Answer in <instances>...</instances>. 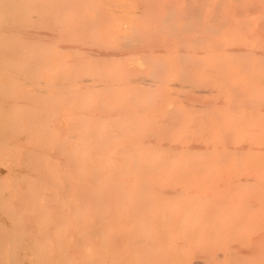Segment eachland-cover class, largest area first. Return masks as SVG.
<instances>
[{
	"label": "bare ground",
	"instance_id": "bare-ground-1",
	"mask_svg": "<svg viewBox=\"0 0 264 264\" xmlns=\"http://www.w3.org/2000/svg\"><path fill=\"white\" fill-rule=\"evenodd\" d=\"M22 1L23 0H18V1H16V0H0V11H1L0 17H3L5 12H7V13L9 12V16L7 14L6 15L9 17L8 18L9 19V27H10L11 31H13L15 28H17L16 29L17 31L23 32L25 42H27V44H28L26 47L30 48V44L33 43V45H32L33 46V51H32L33 56L30 57L31 55H30L29 50H31V49H28V52H26L27 53L26 56L28 55V53H29V55L27 56L28 60L27 61L25 60V62H26V66H24L25 69H24V71H22V73H20V71H18L19 74L23 77V80H24L23 84L25 85V88H24L23 92L21 93V95H23V94L26 95L28 93H31V96L29 98L23 99V103L25 104V106L27 107L29 105V107H30L28 109H25L26 110L25 111V121L27 122L28 127L27 126L23 127V124L20 121L19 122L21 123L22 128L20 125L17 126L18 124H20L19 122L13 123V125H12V121H11V119H9V115L7 117H5L3 114V117L1 116L2 117L1 120L3 118H8L6 120H7V124L10 125V128L12 126L14 127V124H17L16 128L20 127L22 130H23V128H27V129H24L25 136H26V134H30L31 125L34 127L40 126L39 128H41V129H38L39 130L38 133H37V131L34 132L36 136H35V139L32 142V144H30V145L24 144L23 142H25V140H23L24 136H22V135H21V137H23V138H21V141L19 140V143L16 142L17 143L16 145L21 144V143L23 144L22 150H23V155H24V159L22 160V161H24V164L22 163V165L19 166L20 168H18V172L21 170V166L25 165L24 166L25 171L23 170L25 173H23L24 176H22L23 174H20V173L18 174V175L22 176L21 178L24 177V183H22V185L19 188V189H21V193L17 192L12 197H16V198L20 197V199L26 200V199H29L30 197H32V195H36V191L34 192V191L30 190L31 179H32V182H34L33 178L39 177V176H37L38 174L44 180H45V177L47 179H49V178L52 179L54 172H56V170L58 169L59 166H63L66 168H70L71 170H75L76 177H75V179L70 180V179H68L66 173H64L63 177L65 179L57 180L56 182L52 180L50 182V184H49V182L46 183V181H45L46 185H44V186H47V188L52 187L54 189L46 191V194H44V195H43L44 190L41 192V196L44 197V202L39 208H36V207L30 208V206H29L28 208L30 211L28 210L27 207L22 208V209L19 208L21 210L18 211L17 209L16 210L14 208L9 209L11 207H8L6 212L12 218H14V220L18 221L19 224H25V225L26 224H28V225L29 224H31V225L39 224L40 225L42 222V219L45 220V218H47V221H48L47 224H74V227L71 231H73L74 233L77 234V243L78 244L82 243L86 238L91 243H93V244L95 243V256L92 259L88 260L87 262H85V260H84V262L80 263V264H171V258H169V257L173 253L175 255L177 254L179 260H180V256L184 257V259H182V260H184V262L181 264H184V263L185 264H209L210 262L215 264L216 260L218 261V264H219V262H223L224 264H226V262L227 263L231 262L232 264H234V263L235 264H248L249 259H251V258L254 259L255 256L258 258H260L262 256L261 259L256 260L259 263H261V260L264 261V253H262V251H264V250H261V249H264V229L262 230L263 232H261V230H258L261 233H263L262 234L263 237H258V235H259L258 232L249 231L250 233H248V231H246L247 234L244 233V234H246V236L249 234H252V233L253 234L257 233L258 235L256 234L257 235V236H255L256 238L251 239L249 242H247V245L244 247H243L244 244L242 243L240 245L239 244L240 241H238V240L236 241V238H235V241L239 242L238 244L240 246L232 244L230 242H227L228 239H231L232 232L227 231V230L225 231V233H224V230L223 231L221 230L222 232H218L216 229H214L215 228L214 226H208L206 231L203 229H202L203 230L202 231L201 227L204 225H202L201 227H197V228L195 225H193V227H195V228H192L190 230H183L184 232H180V231H182V229L178 228V227H180L179 225H181V223L178 224L179 222L172 221V223L170 224L171 221L168 218L165 219L166 222L163 220V218H165V217H162V219H159V221L158 220L155 221V217H158L160 215V214H158V216H155L157 214L158 210H156V214L154 215V218L152 217L153 215L150 216L151 219L148 218L149 216H147V214L149 215V213H148L149 211L147 212V209L149 207L151 208L153 204L150 203V200L147 201L146 199H144V197H145L144 195H140L138 200H136L134 202L133 207H135V209H136V210L134 209L135 211L131 209V210H129L130 212L128 210H127L128 211L127 212L125 210L128 213V214H126V212H125V214L127 215V216L124 215L125 217L123 215L121 216L120 214L118 215V213H117V222H116V219H115L116 216H114V211L116 210V208H114L113 202L117 203L120 200H118L116 198L117 201H114V200L112 201L111 189H113L114 186L110 189L112 184H111V182H109L110 179H113L114 177L116 180H118L117 182H119V180L126 178L127 179L126 184H127V186H129L130 184L128 185V180H131V179H128V178H132V180H133V178H135L134 180H136V178H138V180L139 179L148 180V178H150L151 180L153 179V182H155L154 179H156V178L158 179L159 176L164 177V175H165V177L168 176L170 178L169 179L167 177L168 179L165 178V180H163L165 182V184H168L167 181L170 182V180L173 178L170 176H175V178H173V181L177 182V184H178V186H177V184L174 182V184L177 187V188L176 187H174V188H176V189H172L171 187H173V186L170 187V185H172V182H170L168 185L169 189H168V186L166 187V185L162 188L160 186L161 182L159 184L158 180L156 181L158 184L156 182H155V184L153 182H151V183H149V186L156 187V188H158L157 186H159V187H161V189H163V191H165V189L167 188L166 190H169V191H166V192H168V193H171L174 191H179V189L181 187L183 188L184 185L183 186H180V185L183 184L184 181L183 182H182V180L177 181L178 178L176 176H180V177L182 176L181 178L183 179V178H185L183 176L189 175V177H187L188 179L185 178L186 180H189V178L190 179L193 178V177H190L192 174L194 175V177L196 175H198V177H199L200 175L203 174L202 171H206L207 166L205 165L206 167L205 166L202 167L200 165L201 164L204 165L205 163L206 164L208 163L206 160L207 158L205 159L204 157L207 154L211 155V151L209 150V145L205 144L206 140L204 138H205V136H206V139H207V137L209 138L210 134H212L215 131L214 130V129H216L214 126L215 123L218 124V126H221L220 129H218L219 127L217 128L218 130H220V132L223 129V133H221L223 140L220 139V136H221L220 134H219L220 136L218 139H220L221 141H224L226 143V141L228 142V140L235 138L234 140H232L234 143V141L236 139L241 138L238 134H237V136H239V137L236 138V136H234V132L238 130L236 128V126L240 125V123H242L243 121H247L243 118H246V119L248 118V120H249V117H246V115L248 116V114H249L248 112L252 111V112H250V115L253 114V112H255V111L257 113H259L260 115L264 114V113H262V114L260 113L261 110H260V112H258V110H259L258 108H262V106L264 107V105H262L261 107L258 105L257 110H254V111L253 110H250V111L244 110L245 111L244 113L246 114V112H247V114L242 115V112H241L242 107H241V109H239L238 107H240V106H237V104H239V105L242 104L241 106H243V104H245L247 101L251 102L252 100L251 101L239 100L240 102L236 104V102H238V101L234 102V100L236 98L240 97L238 95H241L244 98L243 92L245 93V91H242V94H241L240 93L241 90H239V87L238 88H236L237 86L234 87L235 84L232 82V84H234V85H232V88L233 87L235 88V89H233V91L238 90L237 92L235 91V93L236 94L240 93V94H237L238 97H236V94H235V97L232 98V96H234V94H233L234 92L231 93L232 91H230V93H231L230 97L231 98H229L230 100L226 99V100L230 101V103H228V102H227L228 104L226 102H224V104L221 103V101L223 99L222 97H224V99H225V96H223V95H221V97H218L219 95H217V99L220 98L221 101H219L220 100L219 99L217 101L219 103L216 102L217 103L216 105L222 104L223 109H225L226 107L232 106L234 104L233 109H232V107L226 108L228 111H229V109H232L233 112L231 110L230 111L233 114L236 113V111L240 110L239 111L240 113H237L238 115L236 116V117H238V118H236L238 121L236 122V119H233V120H235L234 122L231 120L233 123L236 122L235 123L236 126H234V124H231L232 128L234 126L237 129V130L235 128H234L235 130L232 129L233 130V132H232L231 127L230 128L228 127L229 125H227L228 124L227 122H225L227 126L224 125V123H222L223 119H224V121H227L225 119L227 117H224L223 119L222 118L219 119V117L222 116V114L224 115L227 113V110L225 109L226 113L221 112L222 114H219L217 111L216 115H215L213 110L216 111V109H218L221 106L218 105L217 108L215 107V109H213L214 105H212V106L209 105V104L213 103L214 101H209L208 99L214 100L213 95L215 92L213 93V90H216V89H212L211 87L209 88V86H207L208 83L212 80V78L209 77V78H211L210 81L208 79L205 80L203 78L206 82V83H204L205 84L204 85L203 84L204 80L202 79V77L204 75L201 77H200V75L199 76L193 75L194 74L193 72L195 71V70L193 71V69L196 66H197L196 71H199V66H200V68L202 67V65L198 66V64L202 61V59H201L202 54L200 56L199 53H203V52L205 53L206 51L211 52L212 55L214 54L213 55L214 59L212 58V56L209 57L210 60H211V58H212V60H214V64L215 63L217 64V62H218V64L220 62L223 63L227 59H231V58L233 61L232 63L235 62L234 60H237V61L240 60V61H238V62H240V66L242 65L241 64L242 60H246L247 63L249 64V62H248L249 57L248 56H250V54L252 55L250 57H253L252 59H254V60L259 59L261 61H264V17H262L261 19L256 18V19H258V22L255 23L253 21L254 25L251 22L252 21L251 14H253L255 16V15H257L256 13L259 12L260 15L261 14H262V16L264 15V0H246L247 3L250 2V4L249 3L247 4L245 2L246 6L242 7V8H238V9H236L238 7L236 5H238V3H240V7H241V5L243 6V4L241 3L242 0H176V1H178V3H174L175 0H161V7H160L162 9L161 15L159 14L160 13V11H159L158 14L160 16L155 17V18H153V16L155 15L152 12L153 9L150 8V7H153V6H151V2L153 0H138L137 1L138 4L140 3L139 1H143V5H145V2L150 3L149 5H146L148 7H144L145 10L144 9L143 10L140 9V10L142 12H144L148 8L150 14L152 13V15H150V16L144 14L146 12H144L143 14L147 18L150 19L151 27L149 29H153V31L160 37L161 42L155 43V40H156L155 37H154L155 40H152L153 36L155 34H153L154 32L151 30L152 31L151 34H153V35L152 36L150 35L149 37L147 35V37H148L147 40L149 41V38L150 39L152 38L150 40L153 42V44L151 43L152 46H150L148 48H145V45L141 46V45H143V43L144 44L146 43V45H147L148 41L143 42L144 40H142V39L147 38V37H145V35L144 36H142V35L148 34L150 30H147L148 29L147 28L146 30L148 32L145 33L146 30L144 31L142 29L144 31L143 34L141 32H140L141 34L138 33V31H137V33H138L137 34L135 32L137 30L136 29L137 25L133 26L130 23V26L131 25L133 26V28H130V29H131V31H134L135 34L132 32V35H130L128 37V35H127L128 31L126 32L127 38H128V40H130L129 42L126 41L127 39L125 36H124L125 42L123 41L124 37L123 38L121 37L122 38L121 43H120V41H118V45L120 44L119 49L121 51H119V49H118V51H115V50L112 51L111 50V48H113L112 45L111 46L108 45L107 48H104L105 44L103 42H100V40H99L98 43H99V45L101 44L103 49L100 48L101 46L98 48L100 50H99V53H96L98 55L97 58H95V50H97V49H95L93 51V50H90L87 48L88 49V51H87L86 48H84L87 45L86 46L84 45V47L79 46V45H74V43H73L74 40L72 38L73 35L70 36V35H68V33H66L67 38H69V39H70V37L72 38L71 39L72 42L70 41L72 44H69V45H62L61 44L60 45V43L62 42L61 38H58V41L56 40V42H59V44L55 43V37L58 35V33L55 31L57 29V27H55L49 23L43 24V22L41 23L40 21L37 20V18H40V16L42 18V15H44V14L47 15V16L45 15V18H46V17H50V15L52 13H55L52 11V9H54L55 5L51 1H50V3L53 4V6H54V7L52 6L53 8L48 6V5H50V3L47 0L46 1L44 0L45 3H42V1H41V3L40 2H34L35 4L31 8L34 9V12H36V15H35V18L37 17L36 19L33 18L34 16L32 17L31 12H30L31 16L29 15V17H28V15H27L28 11L31 9L29 7V5H27L29 2L26 0V2H23L26 5H23L22 3H20ZM55 1L56 0H53V2H55ZM62 1H64V0H62ZM258 1L262 2V5H263L262 7L259 6L261 4L260 3L258 4L257 3ZM59 2L60 1L58 0L57 3H59ZM71 2L72 1H70V4H72L73 6H71L70 4L69 5L72 8L71 7H67V8L73 10L72 12L75 13V10H74L75 4H73ZM103 2H104V0H103ZM31 3H33V2L30 1V5H31ZM64 4H66V3H64ZM83 4L88 5L86 3H82V5ZM120 4H122V3H120ZM157 4H159V3H157ZM56 5L58 6V4H56ZM69 5H67V6H69ZM78 5L79 4L77 3V7H78ZM82 5H81V7L80 6L78 7L79 10H77V11L79 13H80V9L82 8ZM61 6L63 7L64 5L62 4ZM103 6L105 7V5H103ZM157 6L159 7L160 5H157ZM58 7H59V9H61L60 5ZM90 7L88 6L89 9H88L87 13H90L89 10L91 11L92 7L95 8V5L90 6ZM247 7L249 8V10ZM257 7H259V8H257ZM138 8H141V7H138ZM64 9H66V7ZM75 9H77V8H75ZM82 9H83V13H84V5H83ZM95 9L97 11V8H95ZM112 9H114V8H112ZM259 9H260V11H259ZM15 10H16V12H18V14L16 16L17 19H15V16H14ZM55 10L58 11V9H55ZM99 10H100V8H99ZM120 10H122V9H120ZM125 10H126V8H125ZM157 10H158V8H157ZM103 11H105V10L103 9ZM103 11L101 10V11H98L97 13L100 14ZM113 11H115L117 13L116 9H114ZM138 11L139 10H136L137 14H138ZM141 11H139V12H141ZM58 12L59 13L62 12V9H61V11H58ZM123 12H124V10H123ZM74 13H73V15H74ZM126 13H128V12H126ZM244 13H245V15H243ZM65 14H66V11H65ZM137 14H135V15H137ZM58 15L59 14L57 13V17H58ZM71 15H72V13H71ZM95 15H93V16L97 17V15L96 16ZM140 15H142V14H140ZM60 16H62V14ZM76 16H78V15L76 14ZM101 16H103V15L101 14ZM107 16H109V15H107ZM118 16H120V15H118ZM151 16H152V18H151ZM243 16H248V17L250 16L251 18H249V21L251 19L250 22L252 24H250V22H248V19H246V18H243L241 20V18ZM5 17L3 19H5ZM89 17H91V15ZM140 17H142V16H139V18ZM64 18H65V16H64ZM77 18L75 19L74 23L79 21L80 23L79 24L77 23V24L82 26L81 30H83V27L86 24H89V23L94 24V21H95V18H94L93 21H91L89 23L85 22V21H88L89 19H92V18H86V14H84L83 18L80 17V18H82V20L86 18L82 22L79 20V18L77 20ZM98 18L99 17L96 18L97 22H98V20L103 21V19H98ZM60 19H63V18L60 17ZM66 19H67V17H66ZM140 19H142V18H140ZM51 20H53V19L51 18ZM104 20L106 21V19H104ZM111 20H113V19H110V22H111ZM239 20H241V21L239 22ZM45 22L46 21L44 20V23ZM110 22H108V23H110ZM17 23H18V25H17ZM67 23L69 24V21ZM71 23H72V21L70 22V24ZM124 24L125 23H123V25ZM45 25L49 26V28L53 29L54 31L41 32L43 30V28L45 27ZM94 25H91V26H94ZM0 26L4 27L6 25L4 23L0 22ZM38 26L43 27V28L42 29L36 28ZM67 26L69 28L74 27V25H71V26L67 25ZM91 26H89V27L92 28ZM251 26L254 27V28H252L253 30H251ZM62 27H61V30L65 31V29H63ZM89 27H87V28H89ZM125 27H126V25H125ZM84 28L86 29V27H84ZM127 28L128 27H126V30H127ZM39 29H41V31ZM72 29L73 28H71L70 31ZM102 29H104V28H102ZM108 29H111V27L110 28L108 27ZM46 30H48V27ZM58 30H60V29L58 28L57 31ZM112 30L114 31V29H111L110 31H112ZM115 30L118 31L117 29H115ZM138 30H139V28H138ZM142 30H139V31H142ZM66 31H67V29H66ZM92 31H94V32H92V34L91 33L90 34L92 36H94V38H95L96 37L95 36L96 30L93 29ZM22 32H20V33H22ZM86 32L87 31H85L83 33L85 34ZM88 32H91V30L90 31L88 30ZM102 32H103V30H102ZM102 32H101V34H102ZM105 32H107V31H105ZM76 33H78V32L76 31ZM79 33H81V31ZM104 34L106 35V33H104ZM113 34L114 33H112V35ZM63 35H65V34H63ZM74 35H77V34H74ZM91 35H88V41L89 42H90L89 38L90 39L93 38V37H89ZM123 35H125V34H123ZM12 36H14V35H12ZM84 36L85 35H83V37ZM120 36H122V34ZM120 36H117V38H119ZM5 37H6V34H5L4 38ZM86 37H87V35H86ZM1 38H2V36H1ZM74 38L78 39L75 36H74ZM111 39H112V37H111ZM92 40H94L93 42L97 43L95 41V40H97L96 38L92 39ZM79 41L80 40H78L76 42V44L82 43V42L80 43ZM150 41L148 43H150ZM253 41L256 42V45L258 47H256V45L254 47H252ZM89 42L86 41V43L88 45H90ZM141 42H143V43L141 44ZM257 42H259V45L257 44ZM90 43H92V42H90ZM98 43L97 44L92 43L91 46L97 45V47H98ZM49 44L53 45L52 48H51V45H49ZM83 44H85V43H83ZM139 44H141V45H139ZM103 45H104V47H103ZM9 46H10V44H9ZM16 46H18V45H16ZM49 46H50V48H49ZM18 47L20 48V46H18ZM109 47H111V48H109ZM22 48H21V50H22ZM91 49H92V47H91ZM101 49H102V51H101ZM105 49H107V50H105ZM109 49L111 51H109ZM23 50H24V48H23ZM149 51L152 52V54H151L152 57H150ZM45 53L46 54L49 53L50 57L47 56L48 58L47 57L44 58L43 56ZM78 53H82V54L85 53L84 54L85 60L87 58L92 59L90 64L92 66H95V64H97L98 68L99 67L101 68V64L103 63L104 60H107V61L109 60V62H108V64H109L110 61L113 62L115 60V58H118V59L125 58V60L128 58V60H126V61H128V65H126V63H125L126 69L123 68V69H125L124 71L127 70V73L125 75L122 74L120 77L121 83H123L125 86L128 85V90H126L125 92L122 91L124 93V96H122L120 98L127 99L126 102H124L121 110H123V112H125V113L126 112L129 113V111L131 110L132 114H129V116L127 117L126 120H124V122H122V121L116 122V120L112 121L113 118L111 119L112 115L113 116H114V114L117 115L116 113L121 111V110L119 111L120 107H119V109H117L118 105H116L117 106V108H116L117 112L115 110L116 113L113 112L114 110L109 111V112H103L104 110H108V109H106L107 106L104 108L99 107V105L106 99L108 94H106V96H104L105 93H104V95L102 93L99 95L100 97H102V98H100L101 100L104 99L103 97H105V99L103 101H99L100 103L97 101L98 105H96V108L98 106V108H97L98 110L95 108V102L93 103V101H92V96L94 94L96 95L95 92L97 90H95V89H100L103 92H107L110 90V87H111L110 83L111 82L108 81L107 77L106 78L102 77V74L100 75V73H99V75L102 77V80L100 81L99 84L95 83V77L85 76L84 71L86 72V70H87L86 68H87L88 64L86 62L87 65L85 64L86 65L85 66L84 61H79L80 59L79 60L76 59L78 57V55L80 57L83 56V55L78 54ZM13 54L14 53L11 52L10 56L14 58ZM75 54H77V57L74 56ZM167 55H169V56H167ZM17 56H18V54H17ZM163 56H165V57L167 56V58H163ZM214 56L217 57V59H216L217 61L215 60ZM246 56L248 59H243ZM0 57H1V54H0ZM206 57H207V55H205V58ZM73 58L77 61H75ZM95 59H97V61H99V63H97V62L95 63ZM252 59H249L250 64L253 63V62H251ZM93 60H94V62H93ZM6 61L7 60L5 59V62ZM208 61L209 60H207V64L208 63L213 64V61L212 62H208ZM1 63H3V60ZM14 63H15V61H14ZM117 63H119V62H117ZM205 63L203 62V64L206 66ZM221 63L219 64L220 67L222 65ZM247 63L245 62V65ZM7 64L10 65L12 63H7ZM23 64H21V65H23ZM105 64H107V63H105ZM105 64H104V66L107 67ZM216 64L213 67H216ZM218 64H217V66H218ZM225 64H228V61L225 62ZM225 64H224V66L222 65L223 68L227 67ZM235 64H238V63L235 62ZM255 64H256V62H255ZM13 65H15V64H13ZM13 65H12V67H14ZM245 65L243 63L242 67L244 66L243 69L246 70V68L249 67V65H247L246 68H245ZM258 65L263 66L262 63H259ZM92 66H89V67L92 68ZM207 66H209V65H207ZM207 66H206V68L209 69L210 66L209 67H207ZM220 67H219V69H220ZM98 68H96V69H98ZM202 68H203V70L206 71L205 67H202ZM231 68L233 69V67H231ZM235 68H236V65H235ZM253 68H254V66L251 69H253ZM256 68H258V67H256ZM1 69H0V73L2 71ZM3 69H5L4 71H6V68H3ZM92 69H91V71H93ZM212 69H209V70L212 71ZM214 69H216V68H214ZM225 69L228 70L229 68L228 69L225 68ZM225 69H222V67H221V70H218L217 72L220 73V72L224 71ZM247 69H249V68H247ZM251 69H249V70L251 71ZM133 70L135 72H138L140 76L137 75V77H135V75L137 73H135ZM256 70H258V69H256ZM256 70H254V71H256ZM259 70H262V67ZM131 71L134 73L133 77L132 76L130 77V74L133 75V73ZM13 72L15 74V71H13ZM252 72H253V70L250 72L251 74H249V72H248L249 75L248 74H246V76L244 75L245 79H246L247 75L250 76V75H255V73L258 74V71H256L254 74H252ZM198 73L203 74L205 72H202L200 70V72H198ZM222 73H224V72H222ZM261 73H264V69H263V72H261ZM261 73H260V75H261ZM227 74L230 75V73H227ZM2 75H3V73H2ZM96 75L99 76L98 72ZM220 75H221V73H220ZM220 75L218 74V77ZM229 75H227V76H229ZM32 76L34 79L32 78ZM196 76H197V78H196ZM221 76H222V79H221ZM221 76H220V80H222V81L226 80V81H224L225 82L224 84H226L227 81H229L227 84L228 87L226 85V87L229 88L230 87L229 84L231 82V79H230L231 77L230 78L228 77V79H229L228 80L226 78L227 76H225V78L223 75H221ZM257 76H258V78L259 77L263 78L264 74H262V76H259V75H257ZM257 76H255L254 82L257 81V79H256ZM1 77L3 78V76H1ZM18 77H16V78H18ZM114 77H116V76H114ZM239 77H241V76H239ZM31 78L34 80V85H35L34 88H32L30 85ZM215 78H217V74H215ZM250 78H251V76H250ZM262 78H259L260 80L259 79L258 80L260 83L263 84L264 79L261 80ZM6 79H8V77ZM6 79H5V82H7ZM245 79H244V81H245ZM252 79H254V77H252ZM1 81H0V83H1ZM42 81L43 82L45 81V83L47 82L48 84H49V81H51V83H52L51 86L52 85L54 86V93L55 94H57V92H56L57 90H60V92H61V91H65V90H70V88H71L73 90V93L75 91L76 95L74 94V95H72V97H69L68 99H65L63 101L62 100L59 101V99H60V97H59V99H58L59 103L54 102L55 105L57 104L56 108L54 109L52 106V108L54 110L50 109V106L52 104L50 103V106H49V104L47 102L50 100V98L44 102V104H45L44 106L43 105L37 106L38 103L42 102L40 96L43 94V92L47 91V92L51 93V89H52L51 86H49L50 88L47 86L44 89L45 83H44V87H41V85L43 83ZM96 81H97V79H96ZM213 81L210 83L212 84ZM251 81H249L248 85L251 84L253 86L252 89L255 87L257 89L258 85H256L254 87L255 84L253 81H252L253 84L250 83ZM238 83H236V84H238ZM214 84H215V82H214ZM218 84H219V82H217L216 86H218ZM118 85H120V84L118 83ZM124 85L122 87L125 88ZM203 85H204V87H203ZM239 85L240 84H238V86ZM244 85H245V83H244ZM0 86H1V84H0ZM57 86H58V88H57ZM20 87H21V84H20ZM20 87L18 88L19 89V95H20V92L22 90V89L20 90ZM219 87H220V85H219ZM55 88H56V90H55ZM108 88H109V90H108ZM208 88H209V90H207ZM221 88H224V87H221ZM210 89H212L213 95H212V97L209 96L211 98H208L207 96H204L203 94H206V92L208 93V91H210V94H211ZM229 89L232 90L231 87ZM258 89H262V91H264L263 90L264 85H262V88L258 87ZM113 90L114 89H111L112 92H113ZM248 90H249V88H248ZM248 90H246V91H248ZM5 91H4V93L7 92V91L6 92ZM221 91H223V90H221ZM221 91H219V93ZM65 92L67 93V91H65ZM226 92L224 90L225 94H226ZM54 93L52 92V94H54ZM66 93H65V95H66ZM71 93H70V95H71ZM254 93H257V92H254ZM3 94H1V95H3ZM250 94H251V96H253L252 93H250ZM228 95H229V93H228ZM261 95H264V94L262 93V94H260V96ZM58 96H60V95H58ZM63 97H65V96H63ZM153 97H155V98H153ZM242 97H240V98H242ZM247 97H248V95L245 96L246 99H247ZM261 97H264V96H261ZM30 98H32L33 100ZM147 98L150 101H147ZM206 98H208V99H206ZM251 98H254V96ZM255 98H257V99H255ZM255 98L254 99L257 101L256 104H259L258 102L262 103L261 100L259 99V96L258 97L256 96ZM153 99H154V101L151 102V100H153ZM232 99H233V101H231ZM114 100H115V98H114ZM121 100H119V101L122 102ZM159 100H161V101L163 100V102H160ZM258 100H260V101H258ZM10 102H11V100H10ZM248 102L244 106H247ZM126 103H127V105H126ZM231 103H232V105H231ZM3 104H5V103H3ZM114 104H115V102H114ZM103 105H104V103H103ZM111 105L112 104L108 105L107 108H110ZM224 105H225V107H224ZM227 105H229V106H227ZM249 105L254 106V109L256 108V105H252L251 103ZM207 106H210L211 107L210 109H212V110H208V111L205 110ZM2 107H4V108H2ZM2 107L0 108V110L1 109L5 110L6 106L3 105ZM250 108H253V107H249L248 109H250ZM38 109H42V110L45 109V112H46V110H48L49 113L43 112L42 114H40L39 113L40 111ZM31 110H32V112H31ZM36 110H38V111H36ZM144 110L149 111L148 112L149 114H145L146 112H144ZM225 110H223V111H225ZM35 111L38 112L40 115H38V114L34 115L33 112L35 113ZM141 111H143V114H144L142 116L140 115ZM204 111H205V113H204ZM206 111H207V113H206ZM230 111H229V113L232 117L233 114ZM7 112H10V111L8 110ZM123 112L120 114H123ZM20 113L23 114V112H20ZM20 113H19V111L16 110V115L17 114L19 115ZM62 114H66V116H67L66 118L68 119L67 120L68 123L66 124L67 126L65 125V128L67 129V132H66L67 134L65 135L64 138H60L58 132H57V135H54L52 133L53 129L52 130L42 129V124L48 118V115H51L52 118L55 119V117L57 118V117L61 116ZM187 114L188 115L190 114V116H193V119H190L191 117L187 116ZM239 114H241V115H239ZM5 115H7V113ZM147 115H149V116L151 115L150 118ZM206 115H208V116H206ZM235 115L236 114H234V116ZM215 116H217V117H215ZM234 116L232 118H235ZM122 117H124V115ZM260 117H262V116H260ZM12 118H14V117H12ZM17 118L20 119V117H17ZM21 118H22V115H21ZM115 118H117V117H115ZM213 118L215 119V121H212ZM232 118H230V119H232ZM14 119H16V116ZM227 119L230 120L229 118H227ZM55 120H56L55 123L59 122V121H57V119H55ZM239 120H240V123H239ZM260 120L264 121L263 118ZM63 122H66V121H63ZM228 122L230 123V121H228ZM55 123H53V124H55ZM257 123L261 124L260 122H256L255 124H257ZM50 124H51V122H50ZM59 124H60V122H59ZM59 124L57 125V123H56L55 125L59 126ZM263 124H264V122H263ZM51 126L54 127V125H51ZM4 127H5V125L2 127L3 130L5 129ZM225 127H228L227 130H225L226 129ZM2 128H0V131L2 130ZM8 128L6 129L7 132H8ZM10 128H9V131L10 130L11 131L9 132V134L12 137V135L15 132L13 131V128H11V129ZM20 128H19L20 132H19L18 128H17L18 132L16 131L17 132L16 138H18V139H19V137H17L18 133H21V131H22ZM59 128H61V125ZM98 128H99V130H98ZM201 129L206 130L208 133L210 132L208 130H211L212 133H210L208 135L207 132L204 131L205 133L202 134L203 132L201 131ZM56 130H57V128H56ZM101 130H102V132H101ZM218 130H217V132H218ZM229 130H231V131H229ZM242 130H245V129H242ZM250 130H254L253 127H251ZM250 130H248L247 133ZM2 131L0 132V134L4 133V132L2 133ZM199 131H201L202 133L201 132L199 133ZM7 132L4 134H7ZM217 132H215V133H217ZM238 132L240 133V130H238ZM261 132L262 131H260L259 134H261ZM120 133H122L124 136L126 134V136H127L126 138H128V141H127V143L126 142L122 143L124 146L123 148H121V147H119L120 149L115 148L114 149L115 151H113L110 147V145L112 144L111 142L116 137L118 138V136L121 135ZM198 133H199V135L202 134L201 136L204 135V138L201 137V139L202 140L204 139L205 141L201 142V139L198 138V136H196V135H198ZM243 133H245V132H243ZM242 134L240 133L241 136H242ZM253 135L254 134L252 133L250 135V138L248 135L243 136L244 138L246 136L248 137V138L244 139V140L247 139V141L243 142V144H245V146H246L247 142L250 140H251L250 142L252 145L253 144L257 145V142L256 143L252 142V141H256V139L254 140V138H251V137H253ZM10 136H8V137H10ZM14 136H15V134H14ZM29 136L27 135L26 137H29ZM243 137L241 139H243ZM254 137L256 138L255 135H254ZM257 137H259V136H257ZM260 137H262V136H260ZM2 138H4V137H2ZM18 139H16V140H18ZM121 139H122V137H121ZM196 139L197 140L200 139V141L197 142ZM211 139H214V138L211 137L209 139L212 142L213 140H211ZM241 139H240V141H241ZM209 140H207V141H209ZM4 141H2V143H7L6 141L5 142ZM27 141H28V139L26 140V142ZM215 142H214V144H215ZM236 142H239V141L237 140ZM8 143H10V142L8 141ZM8 143H7V145H9ZM13 143L15 144V142H13ZM218 143H220V141H218ZM225 143H224V145H225ZM214 144L211 143L210 148H212L214 146ZM230 145L231 144L228 145V150L232 149L231 148L232 145L231 146ZM239 145L242 146V142ZM256 145H254L255 149L257 148ZM219 146H220L219 149L216 148V150L215 149H213V150H215L217 152L223 150L224 146L222 144H220ZM221 146H222V149H221ZM233 146H235V144H233ZM245 146H243L244 149H246ZM18 147H19V145H18ZM225 147H227V146L225 145ZM236 147H235V149H236ZM247 147H248V150L246 149L247 153H250L251 151H253L251 145L247 146ZM13 148H15V147H13ZM237 148H239V149H237V150L234 149V151H230V152L227 150V152H224L225 154L222 151V156L224 154L225 156L227 155L226 157H228V156H231V154L234 152L235 153L237 151L242 152V149L240 147H237ZM249 148H251V151L249 150ZM226 149L227 148H225V150ZM258 149L260 150V147H258ZM255 151H258V150H255ZM261 151L262 150H260L259 154H261V156H262L263 154L261 153ZM238 152L236 153V155H240V158L241 157L243 158V155L246 154V151H243L244 154L242 153L243 155L241 156V154H240L241 152L240 153H238ZM220 153L221 152H218L220 157L224 159V157H222ZM127 154H128V157H126ZM234 154H232V156ZM236 155H234V156H236ZM254 155H252V156H254ZM214 156H216V155H214ZM211 157L209 156V161H211V159H210ZM216 157H214V158H216ZM220 157L218 158V160H220V161H218V163L221 164L222 159H220ZM244 157H246V156L244 155ZM202 158L204 159V162H201V161H203V160H201ZM230 158L235 159L234 157H228V159H230ZM236 158H239V156L238 157L236 156ZM248 158L250 159L251 155H250V157L247 156V158H245V160ZM261 158L262 157H260V156L257 158V155L255 157H252V159H255V162ZM228 159L227 158L224 159L225 161H223V162H226V163H227V161L231 162V159L230 160H228ZM216 160H217V158L215 159L214 162H216ZM245 160H244V162L247 161L246 163L250 164V162H248V160H246V161ZM12 161H14V160L12 159ZM234 161L236 162L237 159ZM234 161H233V163H234ZM259 161H262V159ZM195 162L200 163V165L196 164ZM212 163H213V161H212ZM216 163L215 164L213 163L212 166L216 165ZM246 163L242 162L243 165H246ZM192 164H194L195 167H197V165H198L199 168L202 167V169H204V168L205 169L202 171H200L201 169H196V170H199L198 171L199 173L201 172L199 174L195 170V168H193ZM225 164L223 163L221 165L225 166ZM231 164H229V165H231ZM248 164L246 165L247 168L250 167V165L248 166ZM262 164H263V161H262ZM252 165H253V163L251 164V166ZM217 166H219V165H217ZM234 166L235 165H233L232 167H234ZM259 166L260 165H258V167ZM254 167L258 168L255 165L253 167H250V168H254ZM191 168H193L197 172V174H196V172L193 173V169H191ZM212 168H213V172L212 171L210 172L209 170H207L208 172H210V173L207 172L208 174H213L214 170L217 171V168L216 169H214L215 167H212ZM227 168L228 167L226 166L225 169L229 170V168L228 169ZM242 168H244V167H242ZM250 168H248V169L245 168V169L250 170ZM13 169L14 168H12V170ZM208 169H211V168H208ZM230 169L233 170L234 168H230ZM254 169H251V170H254ZM15 170L17 171V169H15ZM61 170H62V168H61ZM219 170H221V169H219V167H218V171ZM16 171L14 173H16ZM244 171L242 170V172H244ZM262 171L264 172V170H262ZM20 172H22V171H20ZM222 172L225 175V172L224 171H222ZM245 172H246L245 174L248 173L249 176L250 175L252 176L253 171H251L250 173H249V171H245ZM257 172H254V173H257V175L254 173H253V175L256 177H260V174H261L260 170H257ZM219 173H221V172L219 171L217 174L219 175ZM223 173H222V175H223ZM231 173L233 175L235 174L233 172H230L229 174H231ZM204 174H205V172H204ZM236 174L240 177V175L238 173H236ZM236 174L234 176H237ZM249 176H247V177H249ZM162 177L161 178L159 177V178L162 180ZM239 177H237V179H240ZM261 177H263V176H261ZM13 178H15V177H13ZM241 178L244 179L245 176L241 177ZM37 179L39 180V178H37ZM185 179H183V180H185ZM248 181H249V178H248ZM19 182H20V178H19ZM164 182H162V183H164ZM185 183H189V182L187 181ZM3 185H4V183H3ZM115 185H117V184H115ZM190 185H192V183H189V185L184 186V188L188 187ZM144 186H145V184L143 185V187ZM129 187H132V186H129ZM143 187L139 186V188L141 189L140 191L143 190ZM182 188H181V190H182ZM1 193H3V192H1ZM9 194L10 193H8L7 195H9ZM121 194H122V192H121ZM4 195H5V193H4ZM7 195L5 197L8 198V199L6 198L7 200H9V197ZM119 195L120 194L117 195L118 198H119ZM1 197H3V195H0V202H1V199H4ZM121 197L122 196L120 195V198ZM123 197H124V195H123ZM12 199H14V198H12ZM121 199H123V198H121ZM136 199H137V197H136ZM2 201H4V200H2ZM11 201H14V203L16 202L15 200H11ZM4 202H2L1 204H4V206H5ZM160 202H159V204H156L155 206L158 207L160 205V207H163L165 202H163V204H160ZM117 204L119 206L121 205L120 203H117ZM185 204L186 203H184V205ZM161 205H163V206H161ZM165 205H167V204H165ZM177 205H178V203H177ZM180 205H182V203H180ZM184 205H183V207H184ZM187 205H189V203L185 205V210H186ZM115 206H116V204H115ZM17 207H18V205H17ZM165 207H163V209ZM117 208H119V207H117ZM166 208H168V207H166ZM156 209H158V208H156ZM177 209H180V208H177ZM181 209L184 210V208H182V207H181ZM187 209L188 210H186V211H188L187 215L189 217L185 216L186 212L185 213L183 212V213H181L180 218L178 219V221H181L182 224H184L185 229H186L187 224H196L197 225V224H206L207 223L206 221H203L204 218L202 219V221L198 222L195 218L190 216L191 215L189 213L190 208L188 207ZM119 210L122 211L121 207L119 209H117V211H119ZM24 211H25V215H26V216H24L26 218L25 220L23 219V217H20L21 213ZM121 211H119V213L123 214ZM131 211H132V213H131ZM137 211H141V212L146 211L147 214L143 213V218L139 219L138 222H135L137 220L134 219L133 217L135 215L134 213L135 212L137 213ZM173 211H174V213H176L175 211H178V210L173 209ZM1 212L3 213V211H1ZM43 212L45 213V215H42ZM165 212H166V215L164 214L162 216L169 215L167 210H165ZM180 212H182V211H179V213ZM263 212L264 211L262 210L261 214L259 213V218ZM2 213H1V215H3ZM158 213H161V211ZM209 213L211 215H213L214 211H210ZM182 214H184V215H182ZM173 215L174 214L172 213V220L174 218ZM176 215L177 214H175V216ZM1 217L2 216H0V218ZM169 217L171 218V216H169ZM176 217H178V216H176ZM263 217L264 216H262V219H263ZM156 219H158V218H156ZM3 220H5V219H3ZM130 221H132L131 223L142 224V225H137L134 228L135 230H129L128 232H126L127 231L126 228L129 225H126L125 226L126 228H123V229L120 226L123 224H128V222H130ZM175 221H177V220H175ZM195 221H196V223H195ZM173 222L175 224H173ZM204 222H206V223H204ZM114 223H116L118 225H116ZM165 223H168L170 225H168V227L167 226L165 227L163 225ZM176 223H177L178 227L176 226ZM5 224H6V220H5ZM8 224L12 225V223H10V222H8L7 225ZM13 224L16 226L14 221H13ZM159 224H161V225L158 226ZM10 225H8V227ZM171 225H172V227H171ZM0 226L3 227L4 225H0ZM156 226H158V228ZM174 226H176V230H175V228H173ZM21 227H23V226H21ZM154 227H155V229H154ZM26 228H28V227L26 226ZM50 228H52V226ZM50 228H48V230H50ZM177 228L179 229V232H180L179 236H181L182 233L183 234L185 233L184 234L185 238L183 236L184 240L181 241L180 240L181 238L179 237L180 239L177 241H180V242H178V245H177V241H176L175 242L176 246H174L172 244L174 242L173 238L175 237V239H176L177 237L175 236L176 233L174 234L173 230L177 231L178 230ZM180 228H182V227H180ZM262 228H264V227H262ZM16 229L18 231V228H16ZM2 230L3 229H1V232H2ZM10 231L8 230V235L4 239V241H6V240H8V242L11 241L12 237L9 235V233H11ZM21 231H23V230H21ZM44 232H45V230H44ZM39 233H40V231H39ZM56 233H57V231H56ZM237 233H238V231H237ZM5 234H7V233H5ZM177 234H178V232H177ZM244 234L238 233L237 235H240V237L239 236L238 237L241 239V235L243 236ZM0 235H1L0 237L3 238V236H2L3 233ZM14 236H16V235H14ZM233 236L235 237V235H233ZM246 236H245V238H243V237L242 238L245 241L246 240L248 241L250 238L246 239ZM39 237H41V238H39ZM170 237H172V241H171L172 243L168 241ZM234 237H233V239H234ZM249 237H250V235H249ZM252 237H254V235ZM37 238H39V240ZM37 238H36V236H34V238L27 239V242L25 245L27 246V248L29 247V249H28L29 251H30V249L34 250V248H35V246H34V248L31 247L33 245L34 240H36L37 243H39L38 241H43V240H40V239H42L41 235L40 236L37 235ZM54 238H55L54 239L55 244L59 245L60 244V242H58L59 238L58 237H54ZM257 238H258V240H256ZM220 239H222V240H220ZM36 241H35V244H36ZM217 241H220V242H217ZM241 241H243V240H241ZM12 242L13 241H11L10 243H12ZM19 242H20V240H19ZM164 242L165 243L168 242L169 244L173 245V248L171 250L164 248L165 251H162L163 245H161V244H163ZM192 242H197V244L194 243V245L196 244L195 246L199 247L198 250H195L193 247H191L192 245L190 246V244H192ZM215 242H216V244L218 243L220 245L219 248L214 247V246H217L215 244ZM23 243H24V241H23ZM168 243H166V246ZM1 244H2V242H1ZM15 244H11L12 248H14L13 246H17L19 243L17 244L15 242ZM96 244H99L100 246H97ZM169 244H168V247H169ZM213 244H214V246H213ZM41 245L42 244H40L39 246H41ZM121 245L123 248H121ZM37 246L35 248L36 250L37 249L39 250V248L45 249L44 245H42L41 247L38 246V248H37ZM76 246H78V245H76ZM59 247H60V245L57 248H58L59 252L61 253V250H60L61 248H59ZM19 248L20 247L18 246V248L16 247L15 249L19 250ZM47 248H49V247H47ZM53 249H55V248H53ZM71 250L72 249H69V251H71ZM77 250H79V252H81L79 248ZM215 250H216V252H214ZM8 252L10 253L9 250H8ZM20 252H21V250H20ZM48 252H49V250H48ZM65 252L66 251H64V252L62 251L63 254L61 253L58 257L56 255V260H55L56 262H52V263H54V264H61V263L62 264H64V263L68 264V263H70V262H68V260L70 258L68 259ZM73 252L76 253V250L74 251V249H73ZM27 253L30 254L31 251L27 252ZM39 253L40 254H38V252H37L34 255L35 257L34 256L33 257L36 258L37 255L39 257V255L43 254L42 257H40V258L43 259V261H44L45 260V252H43L41 254V250H40ZM49 253H50L49 255H51L52 252H49ZM10 254H12V253H10ZM67 254H70V253L68 252ZM18 255L19 254H16V256H18ZM186 255H188L187 259H185ZM253 255H255V256L253 257ZM79 256H82L81 253ZM177 256L176 257L174 256V258H177ZM38 257L36 259L32 258L34 261L36 260L35 263H37V260L40 259ZM10 258L11 257H9V260H10ZM18 258H20V256H18ZM53 258L55 259V257H53ZM78 259H79V257H78ZM172 259H173V257H172ZM252 259H251V261H252ZM21 260H25V262L27 264L28 263L31 264V262H29V260L27 258H25V259L20 258V260H19L20 263H21ZM177 260L174 259L172 262H177ZM10 262H11V260H10ZM66 262H68V263H66ZM255 262H253V263H255ZM49 263H51V262H49ZM71 264H72V262H71ZM262 264H264V263H262Z\"/></svg>",
	"mask_w": 264,
	"mask_h": 264
},
{
	"label": "rangeland",
	"instance_id": "rangeland-1",
	"mask_svg": "<svg viewBox=\"0 0 264 264\" xmlns=\"http://www.w3.org/2000/svg\"><path fill=\"white\" fill-rule=\"evenodd\" d=\"M16 1H18V0H16ZM29 3L27 4V5H29V7L31 8V7H33L34 6V2H40L41 3V1H42V3H45V1L44 0H27ZM30 1H32L33 3H31V5H30ZM49 3H50V1L55 5V7L53 6V4H51L50 3V5H48L49 7H51V8H53L54 7V9H52V11L53 12H55V13H52L51 15H50V17H46L45 18V15L46 14H44V15H42V18H41V16H40V18H37V20L38 21H40L41 23L43 22V24H47V23H49V24H51V25H53V26H55V27H57V29L59 28L60 30H58L57 31V29L55 30L57 33H58V35L55 37V43L56 44H59V42H56V40L58 41V38H61V40H62V42L60 43V45L62 44V45H69V44H72L71 42V39L73 38V40H74V45H79V46H83L84 47V45L86 46V47H84V48H86V50L88 51V49H90V50H95V49H97V50H95V58H97L98 57V55L96 54V53H99V50L100 49H98L100 46H101V44L99 45V40H100V42H103L104 44H105V47H104V45H103V47L104 48H107L108 47V45L109 46H113V48H111V47H109V48H111V50L113 51V50H115V51H118V49L120 48V44L118 45V41H120V43H121V41H122V38L125 36L126 37V41L127 42H129L130 40H128V38H127V35H128V37L130 36V35H132V32L134 33V31H131V29L130 28H133V26L135 25H137L136 26V33H137V31H138V33H142L143 34V32L147 29V30H152L153 31V29H149L150 27H151V21H150V19L149 18H147L144 14H146V15H152V13L150 14V12H149V9L147 8L146 9V11H144V12H146V13H144V12H142L141 10H145V8L144 7H148V6H146V5H149L150 3H146L145 2V5H143V1H139L140 3L138 4L137 3V1L138 0H104V2H103V0H64V1H62V0H59L60 2V4L59 3H57L58 2V0H56L55 2H53V0H47ZM66 1V2H65ZM70 1H72L71 3H73V4H75V8H77V9H75L74 7V10H75V13L74 12H72L73 10H71V9H68L67 7H71V6H73L72 4H70ZM115 1V2H114ZM124 1V2H123ZM23 2H26V0H23L22 2H20V3H22L23 5H26V4H24ZM63 2V3H62ZM110 2V3H109ZM112 2V3H111ZM245 2L247 3V1L246 0H242L241 1V3L243 4V6L241 5V7H240V3H238V5H236V6H238L236 9H238V8H242V7H245L246 5H245ZM58 4V6L60 5V7H61V9H62V12H58V11H61V9H59V7L56 5V4ZM64 3H66V4H64ZM68 3V4H67ZM77 3L79 4L78 5V7L80 6L81 7V5H82V3H86V4H88V5H85V4H83L84 5V13H83V5H82V10L80 9V13L77 11V10H79V8L77 7ZM103 3V4H102ZM118 3V4H117ZM120 3H122V4H120ZM133 3V4H132ZM157 3H159V4H157ZM174 3H178V1H176L175 0V2ZM249 4H250V2H248ZM247 3V4H248ZM258 4L260 3L261 5H259L260 7H262L263 5H262V2H257ZM64 5L65 7H66V9H64L61 5ZM71 6H70V5ZM81 4V5H80ZM91 4V5H90ZM180 4V3H179ZM67 5H69V6H67ZM95 5V8H97V11H96V9L94 8V7H92V9H91V11L89 10V12L91 13H87L88 12V6L90 7V6H94ZM103 5H105V7L103 6ZM140 5V6H139ZM157 5H160L159 7L157 6ZM53 6V7H52ZM58 8H57V7ZM151 6H153V7H150L151 9H153L152 10V12L155 14L154 16H153V18H155V17H159L160 15H161V11H162V9L160 8L161 7V0H153L152 2H151ZM179 6V5H178ZM7 7V6H6ZM138 7H141V8H138ZM8 8V7H7ZM72 8V7H71ZM91 8V7H90ZM99 8H100V10H99ZM106 8V9H105ZM112 8H114V9H116V11H117V13L115 12V11H113L114 9H111ZM125 8H126V10H125ZM157 8H158V10H157ZM161 10H160V9ZM248 8V7H247ZM246 8V9H247ZM257 8H259V7H257ZM55 9H58V11L57 10H55ZM64 9V10H63ZM68 9V10H67ZM87 9V10H86ZM95 9V10H94ZM103 9L105 10V11H103ZM109 9V10H108ZM120 9H122V10H120ZM141 9V10H140ZM261 9V8H260ZM260 9H259V11H260ZM8 10V9H7ZM33 10V11H32ZM51 10V9H50ZM94 10V11H93ZM103 11L102 13H100V14H98L97 12L98 11ZM111 10V11H110ZM119 10V11H118ZM123 10H124V12H123ZM128 10V11H127ZM132 10V11H131ZM135 10V11H134ZM136 10H139V11H141V12H139L138 11V14H137V12H136ZM248 10H249V8H248ZM65 11H66V14H65ZM70 11V12H69ZM151 11V10H150ZM158 11V12H157ZM159 11H160V13H159ZM1 12V11H0ZM32 13V17L33 18H35V15H36V12H34V9H30L29 11H28V17H29V15L31 16V13ZM59 14L58 15V17H57V13ZM77 12V13H76ZM119 12V13H118ZM123 12V13H122ZM126 12H128V13H126ZM136 12V13H135ZM71 13H72V15H71ZM73 13H74V15H73ZM142 14V15H140V14ZM144 13V14H143ZM160 15H159V14ZM9 16V12L7 13V12H5L4 13V15H3V17H0V22H2V23H4L6 26H4V27H2V26H0V54H1V59H0V67L2 68H0L2 71H1V73H0V81H1V86H0V108L4 105V106H6L5 107V110H3V109H1L0 110V125L3 127L4 125H5V129L3 130V128L0 126V128H2V133L4 132V133H6L7 132V128L9 127L10 128V125L9 124H7V120L6 119H8V118H3L2 120H1V118L3 117V114H4V116L5 117H7L8 115H9V119H11V121H12V125H13V123H18L19 121L23 124V127H25V126H27L28 124H27V122L25 121V109H28V108H30L29 107V105L26 107L25 106V104L23 103V99H27V98H29L30 96H31V93H28V94H23V95H21V93L23 92V90H24V88H25V85L23 84L24 83V80H23V77L19 74V72L18 71H20V73H22V71H24V69H25V67L24 66H26V62H25V60L27 61L28 60V55H29V53H28V55L26 56V52H28V49H31V50H29L30 51V57H32L33 56V43H31L30 44V48H28V47H26L28 44H27V42H25V39H24V34H23V32L22 31H20V32H22V33H20L19 31H17L16 29L17 28H15L13 31H11V29H10V27H9V17L7 16V15ZM17 14H18V12H16V10H15V14H14V16H15V19H17L16 18V16H17ZM62 14V16H60ZM68 14V15H67ZM76 14L78 15V16H76ZM84 14H86V18H92V19H87L88 21H85V22H87V23H89V22H91V21H93V19L95 18V21H94V24L96 25H94V24H91V23H89V24H86L84 27H86V29L83 27V30H81V25H78L80 22L78 21V22H76V23H74V21H75V19L78 17L79 18V20L82 22L83 20H85V19H83L82 20V18H83V16H84ZM97 15V17H99L98 19H103V21H99L98 20V22H97V20H96V18L97 17H94L93 15ZM101 14L103 15V16H101ZM135 14H137V15H135ZM257 15H253V14H251V16H252V18L249 16H243L242 18H241V20L243 19V18H246V19H248V22H250L251 21V19H252V23H253V25H254V22L255 23H257L258 22V19H261L262 17H264V15L262 16V14L260 15V13L259 12H257L256 13ZM65 16V18H64V16ZM83 15V16H82ZM91 15V17H89ZM95 15V16H96ZM107 15H109V16H107ZM117 15V16H116ZM118 15H120V16H118ZM243 15H245V13L243 14ZM260 15V16H259ZM6 16V17H5ZM47 16V15H46ZM56 18H55V17ZM76 16V17H75ZM82 17V18H80V17ZM88 16V17H87ZM135 16V17H134ZM138 16V17H137ZM139 16H142V17H140V18H142V19H140L139 18ZM148 16V17H149ZM5 17V19H3ZM60 17H62L63 19H60ZM66 17H67V19H66ZM125 17V18H124ZM233 17V16H232ZM248 17V18H247ZM255 17V18H254ZM2 18V19H1ZM35 18V19H36ZM51 18L53 19V20H51ZM58 18V19H57ZM78 18H77V20H78ZM113 19V20H111V22H110V19ZM151 18H152V16H151ZM234 18V17H233ZM249 18H251L250 19V21H249ZM256 18H258V19H256ZM31 19V18H30ZM104 19H106V21L104 20ZM254 19V20H253ZM44 20L46 21L45 23H44ZM48 20V21H47ZM59 20V21H58ZM109 20V21H108ZM241 20H239V22L241 21ZM8 21V22H7ZM69 21V24L67 23ZM72 21V23L70 24V22ZM105 21V22H104ZM110 22V23H108V22ZM139 21V22H138ZM254 21V22H253ZM57 22V23H56ZM142 22V23H141ZM250 22V24H252ZM67 23V24H66ZM78 23V24H77ZM98 23V24H97ZM105 23V24H104ZM117 23V24H116ZM123 23H125L124 25H123ZM130 23L133 25H131L130 26ZM64 24V25H63ZM8 25V26H7ZM17 25H18V23H17ZM63 27H62V26ZM67 25H74V27H68ZM91 25H94V26H91ZM123 25V26H122ZM125 25H126V27H128L127 28V30H126V27H125ZM143 25V26H142ZM41 26V25H40ZM44 26V25H43ZM89 26H91L94 30H96L95 31V38L97 39V40H95L97 43H98V47H97V45L95 46L94 44H97V43H95V42H93L94 40H92V39H95L94 38V36H92L91 34H92V32H94V31H92L93 29L92 28H90ZM8 27V28H7ZM17 27V26H16ZM46 27V28H45ZM45 27L43 28V27H36V28H43V30L41 31V29H39L41 32H44V31H47V32H50V31H54L53 29H50L49 28V26H47V25H45ZM47 27H48V30H46L47 29ZM61 27L63 28V29H65V31H66V29H67V31L65 32L64 30L62 31L61 30ZM87 27H89V28H87ZM108 27L110 28L111 27V29H114V31L112 30V31H110L111 29H108ZM71 28H73L71 31H70V29ZM102 28H104V29H102ZM135 28V27H134ZM138 28H139V30H142V31H139L138 30ZM252 28H254V27H252L251 26V30H253ZM2 29V30H1ZM10 31H9V30ZM85 29V30H84ZM115 29H117L118 31H116ZM5 30V31H4ZM88 30L90 31L91 30V32H88ZM102 30H103V32H102ZM130 30V31H129ZM145 31V33H147L148 31ZM5 33H4V32ZM7 31V32H6ZM76 31L78 32V33H76ZM81 31V33H79ZM85 31H87L85 34L83 33V32H85ZM105 31H107V32H105ZM128 31V32H127ZM149 31V33L148 34H143L142 36H144L145 35V37H147V35H148V37L151 35H153V34H155L154 36H153V39L152 40H155V38H156V40H155V43H158V42H161V39H160V37L154 32L153 34H151L152 33V31L150 32ZM13 32V33H12ZM19 32V33H18ZM101 32H102V34H101ZM126 32H127V35H126ZM15 33V34H14ZM56 33V34H57ZM66 33H68V35H70V36H72V38L70 37V39L69 38H67V35H66ZM71 33V34H70ZM77 34V35H74V34ZM91 33V34H90ZM104 33H106V35L104 34ZM112 33H114L113 35H112ZM137 33V34H138ZM140 33V34H141ZM5 34H6V37L4 38V36H5ZM8 34V35H7ZM63 34H65V35H63ZM119 34V35H118ZM122 34V36H120ZM123 34H125V35H123ZM135 34V33H134ZM12 35H14V36H12ZM83 35H85L84 37H83ZM86 35H87V37H86ZM88 35H91V36H89V37H93V38H89V40H90V42H92V43H94L93 45L94 46H91V44L92 43H90L89 41H88ZM1 36H2V38H1ZM74 36L76 37V38H78V39H75L74 38ZM116 36V37H115ZM117 36H120L119 38H117ZM86 37V38H85ZM100 37V38H99ZM106 37V38H105ZM111 37H112V39H111ZM122 37V38H121ZM125 37H124V39H123V41L125 42ZM148 37L147 38H144V39H142V40H144L143 42H146V41H148L147 39H148ZM155 37V38H154ZM4 38V39H3ZM16 38V39H15ZM64 38V39H63ZM67 38V39H66ZM12 39V40H11ZM18 39V40H17ZM21 39V40H20ZM87 39V40H86ZM120 39V40H119ZM150 38H149V41L151 40ZM11 40V41H10ZM16 40V41H15ZM60 40V39H59ZM78 40H80L79 42L81 43V44H76V42ZM113 40V41H112ZM116 40V41H115ZM71 41V42H70ZM76 41V42H75ZM86 41L87 42H89V44L90 45H88L87 43H86ZM148 41V42H149ZM66 42V43H65ZM68 42V43H67ZM114 42V43H113ZM143 42H141V44L143 43ZM147 42V45H146V43L144 44L143 43V45H141V44H139V45H141V46H144L145 45V48H148V47H150V46H152V44H153V42L152 41H150V43H148ZM10 44V46H9V44ZM16 43V44H15ZM65 43V44H64ZM83 43H85V44H83ZM102 43V44H103ZM152 43V44H151ZM253 43V45H252V47H254L255 45H256V42L255 41H253L252 42ZM25 44V45H24ZM116 44V45H115ZM257 44L259 45V42H257ZM16 45H18V46H20V48L18 47V46H16ZM49 45H51V48H52V44H49ZM25 46V47H24ZM92 47V49H91V47ZM117 46V47H116ZM24 48V50H23V48ZM82 47V48H83ZM256 47H258L257 45H256ZM19 48V49H18ZM21 48H22V50H21ZM49 48H50V46H49ZM88 48V49H87ZM100 48H102V46L100 47ZM11 49V50H10ZM103 49V48H102ZM102 49H101V51H102ZM105 50H107V49H105ZM104 50V51H105ZM110 49H109V51H111ZM13 52L14 54H13V56H14V58L13 57H11L10 55H11V52ZM16 51V52H15ZM23 51V52H22ZM86 51V52H87ZM119 51H121L120 49H119ZM3 52V53H2ZM48 52V51H47ZM82 52V51H81ZM150 52V51H149ZM16 53V54H15ZM17 54H18V56H17ZM78 54H81V55H83L82 57H80L79 55H78V57H77V54H75L74 56L75 57H77L76 59L77 60H79V61H84V65L86 64V62H87V64H88V66H87V70H86V72L84 71V75L85 76H88V77H95V83H97V84H99L100 83V81L102 80V77H104V78H106L107 77V79H108V81H110L111 83H110V90H109V88H108V90L109 91H107V92H103V91H101L100 89H95V90H97L95 93H96V95L94 94L93 96H92V101H93V103L95 102V108H96V105H98V103H97V101L99 102V101H103L104 99H105V97H103L104 99H100V98H102V97H100L99 95L102 93L103 95H104V93H105V95L104 96H106V94H108L107 95V97H106V99L99 105V107H108V105H110V104H112L111 106H110V108H107L106 107V109H108V110H104L103 112H109V111H113L114 113H116L117 112V109H119V107H120V109H119V111L121 110V108H122V106H123V104H124V102H126V100L127 99H125V98H120V97H122V96H124V93L122 92V91H126V90H128V85H124L123 83H121V75L123 74V75H125L126 73H127V70L126 71H124L125 69H126V65H128V61H126V60H128V58L125 60V58H121V59H118V58H115V60L112 62V61H110V63L108 64V62H109V60L107 61V60H104L103 61V63L105 62V63H107V64H105L107 67H105L104 66V64L102 63L101 64V68L99 67L98 68V65L97 64H95L96 62L97 63H99V61H97V59H95V66H92L91 64H90V62L92 61V59H90V58H87L86 60H85V57H84V54L85 53H78ZM150 54V57H152L151 56V54H152V52H150L149 53ZM200 54V56H201V54H202V61L206 64V66L207 65H211L212 63H208L207 64V60H209L208 62H212L213 61V64L210 66V68L209 69H212V71L211 70H209L208 68H206V66L203 64V62L201 61L199 64H198V66L199 65H202V67H205V69H206V71L205 70H203V68L201 67L200 68V66H199V71H196V69H197V66L193 69V75L195 76V75H200V77L201 76H203L202 77V79L204 78L205 80H209L210 81V79L212 78V80L210 81V82H212L213 80V83L211 84L210 82L208 83V85L207 86H209V88L211 87L212 89H216V90H213V93H214V95L216 96H214L213 95V93H212V89H210L211 90V94H210V91H208V93L206 92V94H203L204 96H207L208 98H211L212 97V95H213V97H214V100H210V99H208V98H206V99H208L209 101H214L213 103H211V104H209V105H214V107H213V109H215V107L217 108L218 107V105H216L217 103H219V102H217L220 98H218L217 99V95H219L218 97H221V95H223V96H225V99H224V97H222L223 99H222V101H221V99L219 100V101H221V103H223L224 104V102H228V103H230V101H228V100H230L229 98H231L230 97V95H231V93H233L234 94V96H232V98H234L235 97V91L236 90H234L233 91V89H235L234 87L235 86H237L236 88H238L239 87V90H241V94H242V91H245V93L243 92V96H244V98H245V96H247L248 95V97H247V99L245 98H243L241 95H238V96H240V97H242V98H240V97H238L237 96V94H240V93H237L236 94V97H238V98H236L235 100H234V102L235 101H238V102H236V104L237 103H239L240 101L239 100H241V101H247V100H249V101H251V102H248V105L247 106H244V105H246L247 104V102L245 103V104H243V106H241V105H239V104H237V106H240V107H238L239 109H241V107H242V109H241V112H242V115L243 114H245L244 112L245 111H250V110H257V107H258V105L261 107L262 105H264V97H261V96H264V95H261L260 96V94H264V91H262V89H258V87H261L262 88V85H264V83L262 84V83H260L259 82V78H262V77H259L258 78V76L257 75H259V76H262V74H264V73H261V72H263V69H264V61H261V60H259V59H252L253 57H250V56H252L251 54H250V56H248L249 57V59H252V61L251 62H253V63H251L250 64V61H249V59L247 58V56L245 57V58H243V59H248V62H249V64L247 63V61L246 60H242V62H241V64L243 65V63H244V65H245V62L247 63L246 65H245V68H246V66L247 65H249V67H247V68H249V69H251L253 66H254V68L253 69H251V71L253 70V72H252V74H254L256 71H258V74L257 73H255V75H250L251 76V78H250V76H248L249 74H251L250 72V70L249 69H247L246 68V70L249 72V74H248V72L245 70V69H243V67H242V65L240 66V62H238V61H240V60H234L235 62H237L238 64H235V62L234 63H232L233 61H232V58L231 59H227L225 62H227L228 61V64H225V62H223L227 67H224L223 68V66H224V64L223 63H221L222 65H221V67H222V69H225V68H229L228 70H224V71H222V72H224V73H222V72H220L221 73V75H223L224 76V78H225V76H227V75H229V74H227V73H230V75L229 76H227L226 78L228 79V77L231 79V82H230V84H229V86L231 87V89L232 90H230L229 88H227L228 87V82L229 81H227V83L226 84H224L225 82L224 81H226V80H220V73L219 72H217L218 70H221V67L219 66V64H218V62H217V64H218V66H217V64H216V67H213V66H215V64H214V60H212V58H213V55H212V53L211 52H208V51H206L205 53L203 52V53H199ZM97 55V56H96ZM205 55H207V57L205 58ZM209 55V56H208ZM17 56V57H16ZM50 57V55H49V53H45L44 54V58H46V57ZM129 56V55H128ZM167 56H169V55H167ZM167 56L165 57V56H163V58H167ZM210 56H212V58H211V60H210ZM47 57V58H48ZM215 57V56H214ZM7 60L6 62H5V59ZM17 58V59H16ZM74 59V58H73ZM118 59V60H117ZM206 59V60H205ZM214 59V58H213ZM217 59V57H215V60ZM2 60H3V63H1L2 62ZM17 60V61H16ZM75 60V59H74ZM77 60H75V61H77ZM219 60V59H218ZM14 61H15V63H14ZM124 61V62H123ZM217 61V60H216ZM220 61V60H219ZM245 61V62H244ZM93 62H94V60H93ZM117 62H119V63H117ZM255 62H256V64H255ZM258 62V63H257ZM7 63H12V64H7ZM24 63V64H23ZM76 63V62H75ZM83 63V62H82ZM123 63V64H122ZM125 63H126V65H125ZM259 63H262L263 64V66H261L262 67V70H259V69H261V67L258 65ZM13 64H15V65H13ZM21 64H23V65H21ZM86 64V65H87ZM4 65V66H3ZM12 65L14 66V67H12ZM85 65V66H86ZM119 65V66H118ZM235 65H236V68H235ZM238 65V66H237ZM7 66V67H6ZM21 66V67H20ZM89 66H92V68H90ZM115 66V67H114ZM209 66H207V67H209ZM258 67V68H256V67ZM20 67V68H19ZM23 67V68H22ZM119 67V68H118ZM219 67H220V69H219ZM231 67H233V69L231 68ZM240 67V68H239ZM3 68H6V71H4L5 69H3ZM11 68V69H10ZM14 68V69H13ZM90 68V69H89ZM96 68H98V69H96ZM117 68V69H116ZM123 68H125V69H123ZM214 68H216V69H214ZM91 69L93 70V71H91ZM100 69V70H99ZM238 71H237V70ZM256 69H258V70H256ZM96 70V71H95ZM104 70V71H103ZM200 70L202 71V72H205V73H198V72H200ZM209 70V71H208ZM243 70V71H242ZM254 70H256V71H254ZM13 71H15V74H14V72ZM91 71V72H90ZM119 73H118V72ZM134 71V70H133ZM226 71V72H225ZM261 71V72H260ZM7 72V73H6ZM93 72V73H92ZM97 72H98V75H99V73H100V75L102 74V77L99 75V76H97L96 74H97ZM132 72V71H131ZM135 72V71H134ZM197 72V73H196ZM2 73H3V75H2ZM13 73V74H12ZM106 73V74H105ZM133 73V72H132ZM135 73H137L136 75H135V77H137V75H139V73L138 72H135ZM208 73V74H207ZM210 73V74H209ZM226 73V74H225ZM233 73V74H232ZM240 75H239V74ZM260 73H261V75H260ZM7 74V75H6ZM212 74V75H211ZM215 74H217V78H215ZM218 74L220 75L219 77H218ZM225 74V75H224ZM246 74H248L247 75V77H246V79H245V76H246ZM257 74V75H256ZM13 75V76H12ZM105 75V76H104ZM245 75V76H244ZM1 76H3V78L1 77ZM11 76V77H10ZM15 76V77H14ZM19 76V77H18ZM114 76H116V77H114ZM133 77L134 76V73H133V75L132 74H130V77ZM140 76V75H139ZM239 76H241V77H239ZM255 76H257V81H255L254 82V80H255ZM8 77V79H6V78ZM14 77V78H13ZM16 77H18V78H16ZM21 77V78H20ZM114 77V78H113ZM207 77V78H206ZM209 77H211V78H209ZM233 77V78H232ZM252 77H254V79H252ZM6 79V81L7 82H5V79ZM17 80H16V79ZM32 78H33V76H32ZM31 78V83H30V85H31V87L32 88H34V78L32 79ZM196 78H197V76H196ZM199 78V77H198ZM219 78V79H218ZM245 79V81H244V79ZM19 79V80H18ZM96 79H97V81H96ZM201 79V78H200ZM203 79V80H204ZM219 81H218V80ZM221 79H222V76H221ZM259 79V80H258ZM264 79V76H263V78L261 79V80H263ZM11 80V81H10ZM13 80V81H12ZM41 80V79H40ZM99 80V81H98ZM199 80V79H198ZM205 80H204V82H203V84L204 83H206L205 82ZM216 80V81H215ZM229 80V79H228ZM253 81L254 82V87L256 86V85H258L257 86V89H256V87L255 88H253L252 89V85L250 84V85H248L249 84V81ZM250 82V83H252L253 84V82ZM264 81V80H263ZM22 82V83H21ZM33 82V83H32ZM43 82V81H42ZM214 82H215V84H214ZM217 82H219V84H218V86H216V84H217ZM221 82V83H220ZM232 82L235 84H232ZM239 82V83H238ZM241 82V83H240ZM245 83V85H244V83ZM4 83V84H3ZM8 83V84H7ZM44 83H45V81L42 83V85H41V87H44ZM118 83L120 84V85H118ZM236 83H238V84H240L239 86H238V84H236ZM257 83V84H256ZM8 86H7V85ZM20 84H21V87H20ZM51 81H49V84L46 82L45 83V87H44V89L48 86H51ZM260 84V85H259ZM125 86V88L124 87H122V86ZM205 85V84H204ZM204 85H203V87H204ZM214 85V86H213ZM219 85H220V87H219ZM222 85V86H221ZM226 85H227V87H226ZM232 85H234V87L232 88ZM53 86V85H52ZM51 86V93H49V92H43V94L40 96V98H41V101L42 102H40V103H38L37 104V106H44L45 104H44V102L46 101V100H48L49 98H50V100L49 101H47L48 102V104H49V106H50V103L52 104L51 106H50V109H55L56 108V106H57V104L55 105L54 104V102L55 103H59V101L60 100H65V99H68L69 97H72V95H76V93H75V91H74V93H73V90L70 88V90H65V91H67V93L65 92V91H61L60 92V90H57L56 92H57V94L58 95H60V96H58L57 94H55L54 93V86L52 87ZM206 86V87H207ZM246 86V87H245ZM251 88H250V87ZM20 87V90H21V92H20V95H19V88ZM68 87V86H67ZM122 87V88H121ZM221 87H224V88H221ZM241 87V88H240ZM249 88V90H248V88ZM50 88V87H49ZM57 88H58V86H57ZM119 88V89H118ZM209 88L207 89V90H209ZM244 90H243V89ZM111 89H114L113 90V92L111 91ZM125 89V90H124ZM228 89V90H227ZM251 89V90H250ZM7 92H6V91ZM55 90H56V88H55ZM218 90V91H217ZM221 90H223V91H221ZM224 90H225V92H226V94L224 93ZM246 90H248V91H246ZM264 90V89H263ZM4 91L6 92V93H4ZM12 91V92H11ZM72 93H71V92ZM219 91H221L220 93H219ZM230 91H232L231 93H230ZM238 91V90H237ZM236 91V92H237ZM250 91V92H249ZM252 91V92H251ZM52 92L54 93V94H52ZM99 92V93H98ZM254 92H257V93H254ZM259 92V93H258ZM4 93V94H3ZM65 93H66V95H65ZM70 93H71V95H70ZM225 95H224V94ZM228 93H229V95H228ZM249 93V94H248ZM250 93H252L253 94V96H254V98L257 96H259V99L261 100V102L262 103H260V102H258L259 104H256L257 103V101L255 100V99H257V98H251V97H253V96H251V94ZM1 94H3V95H1ZM122 94V95H121ZM247 94V95H246ZM257 94V95H256ZM65 96V97H63V96ZM69 95V96H68ZM102 95V96H103ZM51 96V97H50ZM209 96H211V97H209ZM59 97H60V99H59ZM119 97V98H118ZM250 97V98H249ZM114 98H115V100H114ZM153 98H155V97H153ZM30 99H32V98H30ZM58 99H59V101H58ZM94 99V100H93ZM99 99V100H98ZM122 99V100H121ZM124 99V100H123ZM205 99V98H204ZM216 99V100H215ZM226 99H228V100H226ZM243 99V100H242ZM10 100H11V102H10ZM33 100V99H32ZM119 100H121L122 102H120ZM158 100V99H157ZM226 100V101H225ZM260 100H258V101H260ZM52 101V102H51ZM147 101H150L148 98H147ZM152 101H154V99L153 100H151V102ZM160 102H163V100L161 101V100H159ZM231 101H233V99L231 100ZM5 103V104H3V103ZM114 102H115V104H114ZM217 102V103H216ZM97 103V104H96ZM100 103V102H99ZM103 103H104V105H103ZM106 103V104H105ZM227 103V104H228ZM252 104V105H256V108L254 109V106H250L249 104ZM108 104V105H107ZM116 105H118V108H117V106ZM120 105V106H119ZM126 105H127V103H126ZM231 105H232V103H231ZM234 105V104H233ZM233 105L232 106H229V105H227V106H229V107H232V109H233ZM52 106H53V108H52ZM219 106H221V107H219L218 109H216V111L215 110H213V112L215 113V115H216V112L218 111V113L219 114H222L223 112L224 113H226V108H229V107H226L225 109H223V107H222V104H220ZM26 107V108H25ZM224 107H225V105H224ZM245 107V108H244ZM249 107H253V108H250V109H248ZM2 108H4V107H2ZM7 108V109H6ZM97 108H98V106H97ZM96 108V109H97ZM117 108V109H116ZM211 107L210 106H207L206 107V109L205 110H212V109H210ZM221 108V109H220ZM247 108V109H246ZM24 109V110H23ZM53 109V110H54ZM232 109H229V111L231 110L232 111ZM259 110H258V112H260V110H261V114L262 113H264V107L262 106V108H258ZM10 111V112H7V111ZM16 110L17 111H19V113L20 112H23V114H17L16 115ZM23 110V111H22ZM40 112V114H42L43 112L44 113H49L48 112V110H46V112H45V109L44 110H42V109H38ZM38 110H36V111H38ZM98 110V109H97ZM115 110H116V112H115ZM129 110V109H128ZM223 110H225V111H223ZM245 110V111H244ZM35 111V113L33 112V114L34 115H36V114H38V115H40L38 112H36ZM207 111H206V113H207ZM220 111V112H219ZM229 111L227 110V113L226 114H222V116H220L219 117V119L220 118H224V117H227V118H232L233 116H234V114H236L234 117L235 118H232V119H230V120H228L227 118H225L227 121H224V119L222 120V123H224V125H226V123L225 122H227L228 124L227 125H229L228 127L230 128L231 127V130L232 129H234L235 127L234 126H236L235 125V123L238 121L236 118H238V117H236L238 114L237 113H240L239 111L240 110H238V111H236V113H232L231 111V113L233 114V116L231 117V115H230V113H229ZM31 112H32V110H31ZM123 112V110H121L120 112H117L116 114L117 115H115L114 114V116L112 115V117H111V119H112V121H115L116 120V122H119V121H122V122H124V120H126L127 119V117L129 116V114H132L131 113V110L129 111V113L128 112H123V114H120V113H122ZM144 112H146L145 114H149L148 112L149 111H147V110H144ZM198 112V111H197ZM210 112V111H209ZM222 112V113H221ZM250 112H252V111H250ZM250 112H248L249 114H248V116L246 115L247 114V112H246V117H249V120H248V118L246 119V118H243V119H245V120H247V121H243L242 123H240V120H239V123H240V125H238V126H236V128L238 129V130H240V133L242 134L243 132H245V133H243L244 135H248L249 136V138H250V135L253 133L255 136H256V138L254 137V135H253V137H251V138H254V140L256 139V141H252V142H254V143H256L257 142V145L256 144H251V140L250 141H248L247 142V144H246V146H245V144H243V142L244 141H247V139L246 140H244L245 138H248L247 136L244 138L243 136V134H242V136L240 135V133L238 132V130L237 131H235L234 132V136H236V138L237 137H243V139H241V141H240V139H236L235 141H234V143H233V141L232 140H234L235 138H233V139H230V140H228V142L226 141V143L228 144H231L230 146H231V150H228V145L224 142V141H221L220 139H222L223 137H222V134L221 133H223V129L221 130V132H220V130H218V129H220L221 128V126H218V124H214V126H215V128L216 129H214L213 131V133H212V131L211 130H208V131H210L209 133L206 131V130H202L201 129V131L203 132H201V131H199V133L201 132L202 134H204L205 132L204 131H206L207 132V134L209 135L210 133H212V134H210V136L212 137V138H214V139H211V140H213L212 142L209 140L211 137L209 136V138L207 137V139H206V136H205V138H204V135L203 136H201L202 134H200L199 135V133H198V135H196V136H198V138H200L201 139V137L202 138H204L203 140L201 139V142H203V141H205V144H208L209 145V150L211 151V155H209V154H207L204 158L207 160V162L209 163H205L204 165H200V163H197V162H195L196 164H199L200 166H202V167H204L205 165L207 166H205L207 169H206V171H202V170H204V169H202V167H200L199 168V166L197 165V167H195L194 166V164H192L193 165V168H195V170L196 169H201L200 171H202L203 172V174H204V172H205V174L203 175H200L199 177H198V175H196L195 177H194V175L192 176H190V177H193V178H189V180H186V179H188L187 177H189V175L188 176H183V177H185V178H183V179H185V180H183L180 176H176L178 179H177V181L178 180H182V182H183V184H181L180 186H187V185H189V183H192V185H190V186H188V187H185L184 188V186H183V188H182V190H181V188L179 189V191H174V192H171V193H168V192H166V191H169V190H166L165 189V191H163V189H161V187L163 188L165 185H166V187L169 185V183L170 182H172V185H170V187L171 186H173V187H171L172 189H176L177 187H176V185L174 184V182L175 181H173V178H175V176H170V177H173L171 180H170V182H168L167 180V183L168 184H165V182L163 181V180H165V178L166 179H168L167 177H165V175H164V177H162V176H159L160 178L162 177V180L158 177V179L156 178V179H154V181L156 182L157 180L159 181L158 183L160 184V182H161V187H159V186H157L158 188H156V187H152V186H149V183H151V182H153V179L151 180L150 178H148V180H145V179H139L138 180V178H136V180H134L135 178H133V180L135 181H133L132 180V178H128V179H131V180H128V185L129 186H132V187H129V186H127V179L125 178V179H122V180H119V182H117L118 180H116L115 179V177L113 178V179H110V181L109 182H111V187H110V189L113 187V189H111V194H112V201L114 200V201H117V199L118 200H122L121 202L119 201V202H117V203H120L121 205L119 206L116 202H113L114 204V208H116V210L114 211V216H116L115 217V219H116V222H117V213H118V215L120 214L121 216L123 215H126V214H128L127 212L129 211V210H134L135 209V207H133L134 206V202L136 201V200H138V198L140 197V195H144L145 197H144V199H146L147 201H149L150 200V203L151 204H153L152 205V207L150 208H148L147 209V212L149 213V215L147 214V212L145 211V212H141V211H137V213L135 212L134 214V219H136L137 221H135V222H138L139 221V219H142L143 218V213H146L147 214V216H149L148 218L149 219H151L150 218V216L151 215H153L152 217L154 218V215L156 214V210H158V212H160L161 211V213H158L157 212V214L155 215V216H158V214H160L158 217H155V221H159V219H162V217H165V218H163V220L165 221V219H169L170 221V224L172 223V221H174V222H179L178 224H180L181 223V225H179L180 227H182V228H180V227H178V225H177V223H176V226L179 228V229H182V231H180V232H184L183 230H190V229H192V228H195V227H193V225H195L196 226V228L197 227H201L202 225H204V226H202L201 227V230L203 229V230H205L206 231V229L208 228V226H214L215 228L214 229H216L218 232H222L223 230H224V233H225V231L227 230V231H230V232H232V237H231V239H228L227 240V242H230V243H232V244H235V245H238V246H240L242 243L244 244L243 245V247L244 246H246L247 245V242H249L251 239H255L256 237L255 236H257L256 234H249L250 235V237H249V235H247L246 236V234H247V232L246 231H248V233H250L249 231H253V232H258L259 233V235H258V237H263L262 236V234L263 233H261V232H263L262 230L264 229V228H262V227H264V217H263V219H262V216H264L263 214H264V212L262 213V215L260 216V218H259V213L261 214V211L263 210L264 211V172L262 171V170H264V124H263V122L264 121H262V120H260V119H264V114H262V115H260L259 113H257L256 111L255 112H253V114H251L250 115ZM7 113V115H5ZM125 113V114H124ZM151 113V112H150ZM200 113V112H199ZM204 113H205V111H204ZM255 113V114H254ZM138 114V113H137ZM140 114V113H139ZM257 114V115H256ZM16 116V119H14L15 118V116ZM21 115H22V118H21ZM124 115V117H122ZM141 116L142 115H144L143 114V111H141V114H140ZM195 115V114H194ZM214 115V114H213ZM230 115V116H229ZM239 115H241V114H239ZM253 115V116H252ZM262 116V117H260V116ZM2 116V117H1ZM149 118H150V116L149 115H147ZM187 116H190V114L188 115L187 114ZM206 116H208V115H206ZM219 116V115H218ZM12 117H14V118H12ZM17 117H20V119H18ZM67 116H66V114H62L61 116H59V117H55V119H57V121H59L60 122V124H59V122H56L57 123V125L59 124V126H56L55 124V119L54 118H52V116L51 115H48V118L43 122V124H42V129H44V130H52L53 129V134L54 135H57V132L59 133V137L60 138H64L65 137V135L67 134L66 132H67V129L65 128V125L68 123V119L66 118ZM115 117H117V118H115ZM144 117V116H143ZM191 118L190 119H193V116H190ZM215 117H217V116H215ZM214 117V118H215ZM245 117V116H244ZM212 119V121H215V119ZM13 119V120H12ZM120 119V120H119ZM189 119V118H188ZM233 119H236V122L235 123H233L235 120H233ZM240 119V118H239ZM15 120V121H14ZM233 122H232V121ZM63 121H66V122H63ZM228 121H230V123L228 122ZM254 121V122H253ZM19 122V123H20ZM50 122H51V124H50ZM256 122H260L261 124H255ZM2 123V124H1ZM21 123L20 124H14V127L12 126L11 128H13V131L15 132L14 134H15V136H14V134L12 135V137L10 136V134H9V132L11 131H9V128H8V132H7V134H0L1 136H0V195H3V197H1V198H4V199H1V202H0V216H2L1 218H0V225H4L3 227L2 226H0V234H2L3 233V238L2 237H0V241L2 242V244H1V242H0V264H19L20 262H19V260H20V258L22 259V258H27L28 260H29V262H31V264H54V263H52V262H56L55 260H56V255H57V257L62 253V251L64 252V251H66L65 252V254L67 255V257H68V262H70V263H68V262H66V263H68V264H71V262H72V264H80V263H83L84 262V260H85V262H87L88 260H90V259H92L94 256H95V243L93 244V243H91L87 238L82 242V243H80V244H78L77 243V234L76 233H74L73 231H71L72 229H73V227H74V224H47V218H45V220L44 219H42V222H41V226L39 225V224H34V225H31V224H19L18 223V221H16V220H14V218H12L6 211H7V209H8V207H11V208H9V209H12V208H14L15 210L17 209L18 211L19 210H21L22 208H28L29 206H30V208H33V207H36V208H39L42 204H43V202H44V197L43 196H41V192L44 190V193H43V195L44 194H46V191H49V190H53L54 188H52V187H49V188H47V186H44V185H46V183H48L49 182V184H50V182L53 180V181H57V180H61V179H65L64 177H63V174L64 173H66V175H67V177H68V179H70V180H73V179H75V177H76V172H75V170H71L70 168H66V167H63V166H59L58 167V169L56 170V172H54V175L52 176L53 178L51 179V178H49V179H47L46 177H45V180L44 179H42V177L38 174L37 176H39V177H37V178H39V180L37 179V178H33V180H34V182H32V179H31V185H30V190L31 191H36V195H32V197H30L29 199H24V200H22V199H20V197H18V198H16V197H12V196H14L17 192H19V193H21V189H19L20 188V186L22 185V183H24V177L23 178H21L22 176H24V174L23 173H25L24 171H25V165H23V166H21V170L20 171H22V172H18V168H20L19 166L20 165H22V163L24 164V161H22L23 159H24V155H23V144L21 143V144H18L19 145V147H18V145H16L17 143L16 142H18L19 143V140L21 141V138H23V137H21V135L22 136H24V138H23V140H25V142H23L24 144H32V142L34 141V139H35V133L34 132H36L37 131V133L39 132V130L38 129H41V128H39L40 126H36V127H34V126H32L31 125V132H30V134H26V136L28 135H30L29 137H26L25 136V131H24V129H27V128H23V130L21 129L22 128V126H21ZM53 123H55V124H53ZM50 124V125H49ZM231 124H234V126H233V128H232V126H231ZM249 124V125H248ZM252 124V125H251ZM16 125L17 126H21V128L20 127H17L18 128V130H19V128L23 131H21V133H18V136L17 137H19V139L18 138H16V133L18 132L17 131V128H16ZM49 125V126H48ZM51 125H54V127L53 126H51ZM60 125H61V128H59L60 127ZM63 125V126H62ZM226 125V126H227ZM245 125V126H244ZM248 125V126H247ZM255 125V126H254ZM48 126V127H47ZM67 126V125H66ZM223 126V125H222ZM241 126V127H240ZM7 127V128H6ZM28 127V126H27ZM219 127V128H218ZM224 127V126H223ZM228 127H225L226 129L225 130H227V128ZM239 127V128H238ZM251 127H253V129L254 130H250L251 129ZM10 128V129H11ZM56 128H57V130H56ZM64 128V129H63ZM218 128V129H217ZM258 128V129H257ZM15 129V130H14ZM234 129V130H235ZM242 129H245V130H242ZM6 130V131H5ZM60 130V131H59ZM98 130H99V128H98ZM217 130H218V132H217ZM231 130H229V131H231ZM248 130H250L248 133H247V131ZM256 130V131H255ZM258 130V131H257ZM0 131V132H1ZM17 131V132H16ZM253 131V132H252ZM260 131H262L261 132V134H259L260 133ZM19 132H20V130H19ZM101 132H102V130H101ZM215 132H217V133H215ZM220 132V133H219ZM232 132H233V130H232ZM237 132V133H236ZM123 133V132H122ZM122 133H120L121 135V137H122V139H121V137L120 136H118V138L116 137L111 143V145H110V147H111V149L113 150V151H115L114 149L116 148V149H120L119 147H121V148H123L124 146H123V144L122 143H127V141H128V138H126L127 136H126V134H125V136L122 134ZM221 136H220V135ZM237 134L239 135V136H237ZM5 135V136H4ZM128 135V134H127ZM206 135V134H205ZM207 135V136H208ZM232 135V134H231ZM8 136H10V137H8ZM195 136V137H196ZM216 136V137H215ZM219 136H220V139H218L219 138ZM257 136H259V137H257ZM260 136H262V137H260ZM2 137H4V138H2ZM58 137V138H59ZM232 137V136H231ZM6 138V139H5ZM28 139V141L26 142V140ZM194 138V137H193ZM197 138V137H196ZM263 138V139H262ZM14 139V140H13ZM16 139H18V140H16ZM200 139H196L197 140V142L198 141H200ZM6 141L7 143H8V141L10 142V143H8L9 145H7V143H2V141ZM16 140V141H15ZM22 140V141H23ZM121 140V141H120ZM207 140H209V141H207ZM223 140V139H222ZM239 141V142H236V141ZM249 140V139H248ZM4 141V142H5ZM12 141V142H11ZM216 141V142H215ZM218 141H220V143H218ZM13 142H15V144L13 143ZM207 142V143H206ZM214 142H215V144H214ZM222 142V143H221ZM225 143V145L227 146V147H225V145H224V143ZM241 142H242V146L241 145H239V144H241ZM250 142V143H249ZM263 144H262V143ZM13 145H12V144ZM210 143V144H209ZM211 143L212 144H214V146L212 147V148H210L211 146ZM237 143V144H236ZM239 143V144H238ZM220 144H222L224 147H223V150H221V151H218V152H221L220 154H221V156H222V151H223V153L224 152H227V150L230 152V151H234V149H235V147L237 146V147H240L241 149H242V152L240 153V152H238V153H240L241 154V156L244 154L243 153V151H246V154H244L246 157H244V155H243V158L241 157L240 158V155H236V153L234 154V153H232V154H234V155H236L237 157L239 156V158H236V156H232V154H231V156H228V157H234L235 159H231V162H228L227 160V163L226 162H223V161H225L224 159H228V157H226L224 154H223V156L222 157H224V159L223 158H221L220 157V155L218 154V152L217 151H215L216 150V148L217 149H219L220 148V146L219 145ZM233 144H235V146H233ZM6 145V146H5ZM22 145V146H21ZM217 145V146H216ZM252 146V150L253 151H251V148H249V150L251 151L250 153H247V150H248V147L247 146ZM254 145H256L257 146V148L255 149V146ZM259 145V146H258ZM216 146V147H215ZM243 146H245V148L247 149H244V147ZM13 147H15V148H13ZM215 147V148H214ZM234 147V148H233ZM236 147V149L235 150H237V149H239V148H237ZM258 147H260V150H262L261 151V153L263 154L262 156H261V154H259L260 153V150L258 149ZM225 148H227L226 150H225ZM230 148V147H229ZM213 149H215V150H213ZM221 149H222V146H221ZM244 149V150H243ZM225 150V151H224ZM255 150H258V151H255ZM125 152V151H124ZM249 152V151H248ZM210 153V152H209ZM216 153V154H215ZM243 153V154H242ZM218 154V155H217ZM230 154V153H229ZM255 154V155H254ZM214 155H216V156H214ZM250 155H251V158L248 160V159H246V160H248V162H250V164H248V163H246L247 161L245 160V158H247V156L248 157H250ZM252 155H254V156H252ZM257 155V158L260 156V157H262L261 159H262V161H263V164H262V161H259V160H261V159H258V161H256L255 162V159H252V157H255ZM259 155V156H258ZM209 156L211 157L210 159H211V161H209ZM126 157H128V154H127V156ZM214 157H216L217 158V160H216V162L218 163V161H220V160H218V158L220 157V159H222V162H221V164H225V166L224 165H221L220 163H216V162H214L215 161V159L216 158H214ZM226 157V158H225ZM12 159L14 160V161H12ZM214 159V160H213ZM230 159H228V160H230ZM237 159V161L235 162L234 160H236ZM246 161V162H244V160ZM201 160H203V161H201V162H204V159L202 158ZM205 160V161H206ZM212 161H213V163L215 164L216 163V165H213L212 166ZM233 161H234V163H233ZM242 162L243 163H246V165L248 164V166L250 165V167H253L254 165L256 166V167H258V165H260L258 168H250V167H248V168H250V170H246V169H248L247 168V166L246 165H243L242 164ZM253 163V165L251 166V164ZM13 163V164H12ZM212 163V164H211ZM231 164V165H229V164ZM258 163V164H257ZM195 164V165H196ZM229 166H228V165ZM238 164V165H237ZM217 165H219V166H217ZM233 165H235L234 167H232ZM263 165V166H262ZM13 166V167H12ZM210 166V167H209ZM221 166V167H220ZM223 166V167H222ZM226 166L229 168V170H226L225 168H226ZM212 167H215L214 169H216L217 168V171H218V167H219V169H221L222 171H224L225 172V175H224V173L221 171V170H219L221 173H219V175L217 174L218 172L216 171V170H214V173L213 174H208V173H210L211 171L213 172V168ZM236 167V168H235ZM242 167H244V168H242ZM261 167V168H260ZM12 168H14L13 170H12ZM61 168H62V170H61ZM193 168H191V169H193ZM208 168H211V169H208ZM227 168V169H228ZM230 168H234L233 170L232 169H230ZM246 168V169H245ZM15 169H17V171L15 170ZM241 169V170H240ZM251 169H254V170H251ZM4 170V171H3ZM7 170V171H6ZM24 170V171H23ZM194 169H193V173H195L196 171L198 172L199 170H196L195 171ZM207 170H209L210 172H208ZM231 170V171H230ZM237 172H236V171ZM242 170L244 171H249V173L251 172V171H253V173L254 172H257V170H260V172H261V174H260V177H256V176H254L253 175V173H252V176L250 175L249 176V174L247 173V174H245L246 172L244 171V172H242ZM16 171V173H14ZM227 171V172H226ZM13 172V173H12ZM197 172H196V174H197ZM208 172V173H207ZM230 172H233V173H238L239 175H240V177L237 175V176H234L232 173L231 174H229ZM23 174L22 176L21 175H18V174ZM199 173V172H198ZM201 173V172H200ZM199 173V174H200ZM222 173H223V175H222ZM258 173V172H257ZM257 173H254V174H256L257 175ZM15 174V175H14ZM243 174V175H242ZM259 174V173H258ZM263 174V175H262ZM245 176V178L244 179H242L241 177H244ZM247 176H249V177H247ZM261 176H263V177H261ZM13 177H15V178H13ZM237 177H239L240 179H237ZM254 177V178H253ZM19 178H20V182H19ZM181 178V179H180ZM248 178H249V181H248ZM251 178V179H250ZM116 181H115V180ZM147 179V178H146ZM170 179V178H169ZM141 180V181H140ZM143 180V181H142ZM175 180V179H174ZM45 181H46V183H45ZM189 182V183H185V182ZM155 182H153L154 184H155ZM162 182H164V183H162ZM181 182V181H180ZM3 183H4V185H3ZM33 183V184H32ZM119 183V184H118ZM132 183V184H131ZM157 183V182H156ZM157 183V184H158ZM176 184H177V182H175ZM115 184H117V185H115ZM145 184V186L143 187V185ZM156 184V185H157ZM175 186H174V185ZM180 184V183H179ZM15 185V186H14ZM155 185V186H156ZM220 185V186H219ZM118 186V187H117ZM139 186H141V187H143V190L142 191H140L141 189L139 188ZM177 186H178V184H177ZM174 187H176V188H174ZM32 188V189H31ZM48 189V190H47ZM168 189H169V186H168ZM11 190V191H10ZM125 192H124V191ZM10 191V192H9ZM122 192V194H121V192ZM1 192H3V193H1ZM124 192V193H123ZM4 193H5V195H4ZM8 193H10L9 195H7ZM117 193V194H116ZM116 194V195H115ZM118 194H120L122 197L121 198H123V199H121L120 198V195H119V198H118ZM8 196L9 197V200H7L8 198L7 197H5V196ZM123 195H124V197H123ZM136 197H137V199H136ZM7 198V199H6ZM12 198H14V199H12ZM117 198V199H116ZM116 199V200H115ZM2 200H4V201H2ZM11 200H15L16 202L14 203V201H11ZM23 201V202H22ZM160 202V204H163V202H165V204H167V205H165L164 204V206L163 205H161V206H163V207H168V208H164L165 210H167V212H168V214L169 215H167V216H162V215H166V212H165V210L163 209V207H160V205L157 207V206H155L156 204H159V202ZM2 202H4L5 203V206H4V204H1ZM34 202V203H33ZM186 203V204H188L189 203V205H187L189 208H190V216H192L193 218H195L198 222H200V221H202V219H203V221H206V222H204V223H206V224H185L186 225V229L184 228V224H182V222L181 221H178V219L180 218V215H181V213H185V216H188L187 214H188V211H186V210H188L187 208V206H186V210H185V205H184V203ZM19 203V204H18ZM177 203H178V205H177ZM180 203H182V205H180ZM10 204V205H9ZM15 204V205H14ZM115 204H116V206L117 207H121V209H122V211L121 210H119V211H121L123 214H121V213H119V211H117V209H119V208H117L116 206H115ZM17 205H18V207H17ZM183 205H184V207H183ZM171 206V207H170ZM174 206V207H173ZM179 206V207H178ZM6 207V208H5ZM181 207L182 208H184V210L183 209H181ZM19 208H21V209H19ZM156 208H158V209H156ZM172 208V209H171ZM177 208H180V209H177ZM2 209V210H1ZM173 209L174 210H178V211H175L176 213H174V211H173ZM28 210H29V208H28ZM127 212H126V211ZM136 210V209H135ZM134 210V211H135ZM164 210V211H163ZM208 210V211H207ZM1 211H3V213L1 212ZM30 211V210H29ZM113 211V210H112ZM133 211V212H134ZM163 211V212H162ZM179 211H182V212H180L179 213ZM210 211H214V214L213 215H211L209 212ZM45 212V211H44ZM42 213V215H45V213ZM125 212H126V214H125ZM130 212V211H129ZM1 213L3 214V215H1ZM131 213H132V211H131ZM172 213L174 214L173 215V217L175 218H173V220H172ZM145 214V215H146ZM175 214H177L176 216H178V217H176L175 216ZM179 214V215H178ZM182 215H184V214H182ZM24 216H26L25 215V211L24 212H22L21 213V216L20 217H23V219L25 220L26 218L24 217ZM127 216V215H126ZM169 216H171V218L169 217ZM125 217V216H124ZM189 217V216H188ZM156 218H158V219H156ZM3 219H5L6 220V224H5V220H3ZM199 219V220H198ZM175 220H177V221H175ZM13 221H14V223L16 224V226L13 224ZM8 222H10V223H12V225H10V224H8V225H10L9 227H8V225H7V223ZM132 221H130V222H128V224H123V225H121L120 227L123 229V228H126L125 226L126 225H129V226H127V231L126 232H128L129 230H135L134 228H135V226H137V225H142V224H134V223H131ZM161 222V221H160ZM166 222V221H165ZM173 222V224H175ZM153 223V222H152ZM151 223V224H152ZM195 223H196V221H195ZM242 223V224H241ZM263 223V224H262ZM114 224H116V223H114ZM170 224H168V223H165V224H163L165 227L167 226L168 227V225H170ZM39 225V226H38ZM116 225H118V224H116ZM161 224H159L158 226H160ZM15 226V227H14ZM21 226H23V227H21ZM26 226L28 227V228H26ZM52 226V228H50ZM124 226V227H123ZM158 226H156L157 228H158ZM176 226H174L173 228H175V230H176ZM70 227V228H69ZM129 227V228H128ZM171 227H172V225H171ZM190 227V228H189ZM16 228H18V231H17V229ZM25 228V229H24ZM37 228V229H36ZM48 228H50V230H48ZM150 228V227H149ZM172 228V229H173ZM177 228V229H178ZM184 228V229H183ZM262 228V229H261ZM1 229H3L2 230V232H1ZM28 229V230H27ZM151 229V228H150ZM154 229H155V227H154ZM179 229L177 230V231H175V230H173L174 231V234L176 233L177 234V232H178V234L176 235L175 234V236L177 237L176 239H175V237L173 238V243L171 242L172 241V237H170L169 238V242H171L174 246H176V244H175V242L177 241V240H179L180 238V240L181 241H183L184 239H183V236H184V238H185V233L183 234H181V236H179ZM8 230L11 232V233H9V235L12 237L11 238V241H13L12 243H10V242H8V240H6V241H4V239L7 237V235H8ZM20 230V231H19ZM21 230H23V231H21ZM27 230V231H26ZM44 230H45V232H44ZM70 230V231H69ZM152 230V229H151ZM202 230V231H203ZM222 230V231H221ZM258 230H261V232L260 231H258ZM39 231H40V233H39ZM56 231H57V233H56ZM237 231H238V233H242V234H244V233H246V234H244L245 236H246V239L248 238H250L248 241L246 240H244L243 238H245V236L243 235H241V239L239 238L240 237V235H237L238 233H237ZM132 232V231H131ZM187 232V231H186ZM234 232V233H233ZM5 233H7V234H5ZM237 233V234H236ZM261 233V234H260ZM38 236H42V239H40V240H43V241H38L40 244H42V245H44L45 246V249H41V248H39V250L37 249H35L36 248V246L38 245H40L39 243H37V241L36 240H34V242H33V245L31 246L32 248H34V246H35V248H34V250L33 249H30V251H31V253L29 254V253H27V252H30L28 249H29V247L27 248V246L25 245L26 244V242H27V239H29V238H34V236H36V238H37V235ZM14 235H16V236H14ZM18 235V236H17ZM57 235V236H56ZM68 235V236H67ZM75 235V236H74ZM233 235H235V237L233 236ZM254 235V237H252ZM261 235V236H260ZM1 236V235H0ZM64 236V237H63ZM173 236V235H172ZM239 236V237H238ZM21 237V238H20ZM54 237H58L59 238V241L58 242H60V247L59 248H61L60 250H61V253L59 252V250H58V246L55 244V238ZM86 237V236H85ZM180 237V238H179ZM233 237H234V239H233ZM243 237V238H242ZM39 238H41V237H39ZM39 238H37L38 240H39ZM235 238H236V241L238 240V241H240V243L239 242H236L235 241ZM3 239V240H2ZM19 240H20V242H19ZM220 240H222V239H220ZM241 240H243V241H241ZM256 240H258V238L256 239ZM18 241V242H17ZM23 241H24V243H23ZM35 241H36V244H35ZM245 241V242H244ZM15 242L18 244H20L21 242V244L19 245H17V246H13L14 248H12V245L11 244H15ZM54 242V243H53ZM178 242H180V241H177V245H178ZM217 242H220V241H217ZM10 243V244H9ZM57 243V242H56ZM166 243H168V242H166ZM166 243L164 242L163 244H161V245H163L162 246V251H165L164 250V248H166V249H172L173 248V245H171V244H169V247H168V244H167V246H166ZM194 243H196L197 244V242H192V244H190V246L191 247H193L195 250H198L199 249V247H197V246H195L194 245ZM240 245H239V244ZM70 244V245H69ZM165 244V245H164ZM206 244V243H205ZM215 244H216V242H215ZM16 245V244H15ZM41 245V246H42ZM76 245H78V246H76ZM97 246H100L99 244H96ZM171 245V246H170ZM217 246H214V244H213V246L215 247V248H219V244L217 243L216 244ZM18 246L20 247L19 248V250H16L15 248L17 247L18 248ZM38 246H37V248H38ZM41 246H39V247H41ZM43 246V247H44ZM56 246V247H55ZM62 246V247H61ZM30 247V248H31ZM47 247H49V248H47ZM71 247V248H70ZM83 247V248H82ZM52 250H51V249ZM53 248H55V249H53ZM72 249L71 251H69V249ZM79 248L80 249V251L81 252H79V250H77V249ZM121 248H123L122 247V245H121ZM176 248V247H175ZM214 248V249H215ZM13 249V250H12ZM73 249H74V251L76 250V253L75 252H73ZM8 250L10 251V253H12V254H10L9 252H8ZM20 250H21V252H20ZM28 250V251H27ZM41 250V254L43 253V252H45V262L43 261V259H41L40 257H42V255H39V257H38V255L36 256V258L38 257V258H40V259H38L37 260V263H35V261L33 260V259H36V258H34L35 256V254L38 252V254H40L39 253V251ZM45 250V251H44ZM48 250H49V252H52L51 253V255H49L50 253L48 252ZM261 250H264V249H261ZM55 251V252H54ZM84 251V252H83ZM167 251V250H166ZM7 252V253H6ZM70 253V254H67V253ZM214 252H216V250L214 251ZM21 253V254H20ZM59 253V254H58ZM75 253V254H74ZM80 253H81V255L82 256H79L80 255ZM262 253H264V251H262ZM16 254H19L18 256H20V258H18V256H16ZM26 254V255H25ZM63 254V253H62ZM76 255V256H75ZM78 255V256H77ZM172 255V256H171ZM170 255V257L169 258H171V264L173 263V264H177L178 262V264H181V263H183L184 262V260H182V259H184V257H181L180 255V260H179V258H178V256H177V254L175 255L174 253L173 254H171ZM176 257L177 256V258H174V256ZM34 256V257H33ZM49 256V257H48ZM86 256V257H85ZM185 256V255H184ZM255 255H253V257H254ZM9 257H11L10 258V260H11V262H10V260H9ZM17 257V258H16ZM53 257H55V259L53 258ZM78 257H79V259H78ZM172 257H173V259H172ZM187 257H188V255H186V258L185 259H187ZM262 257V256H261ZM261 257L260 258H258V257H256L255 256V258L254 259H252V261H251V259H249V262H248V264H262V263H264V261H262L261 260V263H259L258 261H256V260H258V259H261ZM33 258V259H32ZM48 258V259H47ZM257 258V259H256ZM174 259H178L177 260V262H172ZM27 260V261H28ZM31 260V261H30ZM71 260V261H70ZM81 260V261H80ZM182 260V261H181ZM254 260V261H253ZM6 261V262H5ZM51 262V263H49V262ZM181 261V262H180ZM256 261V262H255ZM260 261V260H259ZM47 262V263H46ZM217 264H218V261L216 260L215 261ZM234 262V261H233ZM253 262H255V263H253ZM215 263V264H216ZM230 264H232L231 262H229ZM229 263H227L226 262V264H229ZM20 264H27L26 262H25V260H21V263ZM29 264V263H28ZM62 264V263H61ZM65 264V263H64ZM185 264V263H184ZM209 264H213V263H209ZM219 264H224L223 262H219ZM235 264V263H234Z\"/></svg>",
	"mask_w": 264,
	"mask_h": 264
}]
</instances>
